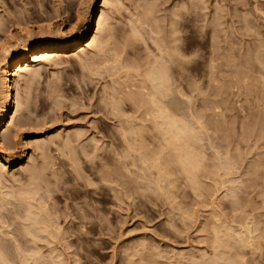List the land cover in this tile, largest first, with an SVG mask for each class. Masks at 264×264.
Returning <instances> with one entry per match:
<instances>
[{"label": "rangeland", "instance_id": "obj_1", "mask_svg": "<svg viewBox=\"0 0 264 264\" xmlns=\"http://www.w3.org/2000/svg\"><path fill=\"white\" fill-rule=\"evenodd\" d=\"M61 1L63 2V0H40V1L37 0L34 4V0H31V1L29 0V2L27 0H0V5H2V9L5 8L3 10V12L6 10V13L4 12V14H3L4 16L2 14H0V15H2L1 17L3 18V21H4V19H9L10 16H12V17L15 16L16 15L15 13L18 11L20 13H18L17 15L22 17L24 14L23 13L24 7L22 6V4L26 3L28 5L30 3L28 6L26 4H24V5L27 6V8H29V9L34 10V7H35L36 9L41 10L42 12L44 11V14L46 13V15L45 16L42 15L43 14L42 12H41V15H42V17L43 16L46 17L48 13H49V15H51V13L54 12V7L56 8L57 4H58V7L60 6ZM64 1H66V0H64ZM67 1L72 2L71 3L72 6L70 5V8L71 7L72 8L69 9V11L72 14L76 13L79 10H80V13L82 14L83 13L82 10H86L87 15L85 13H83L84 15L82 14V16H81L82 20L91 15L90 13H92V9H93L92 3H91L92 0H88V1H91L90 3L87 0H84L85 2H82L83 0H67ZM123 1L125 4L124 3H121V4H124V6L120 5V2H123ZM129 1H127V2H129ZM131 1H133V3L134 2L136 3V1H138V0H136V1L131 0ZM142 1H143V3H142ZM147 1H148V3L144 4V0H141V2H137L136 4L134 3L135 5H133V3L132 4H130V2L127 3L126 0H120V1L116 0V3H118V4L114 3V6H116V5L121 6V9H119L120 10L119 13L117 12L118 14H116V15H115V12H113V11H115V10L117 11V7L115 9L110 8L113 6L112 5L113 2L111 4L112 6H109L106 9V11H108V9H109L110 13H112V12L114 13L112 15L108 11L106 13V15L109 14L112 17H114V15H115L114 18L117 19L116 20V22H118L117 26H116V22L114 23L115 19L113 20V22H112V20H110L111 17H109L110 19H108V20H110V21H108L106 24L111 25V23H109V22H112L116 26V27L114 26L115 30L119 27L115 31L116 34H118V35H116V38H114V40L116 39V43L117 42L120 43V44L117 43L119 45V47L121 45L123 47L122 43L124 41H126V42H124V44L127 43V41H129V40H131V41L133 40L131 42V43H133L135 38H136L135 41L138 42V43L136 42V44H138V45H135V42L133 44H131L130 41H129V43H127L129 45L128 47L130 48L129 49L127 47V49H125V51H124V52L127 51L125 53L127 56L125 54H122V56H118L119 52L117 50H116V52H117L116 55H117V58L123 57V55H125V57H124L125 60H124V58H121V61L122 60L124 61V62L122 61L123 63H126L125 61H127V63H128L129 59H131V61L129 60L130 62H132L135 59L134 61L137 63V64L136 63L135 64L139 68V69H137L138 74L134 70L137 68L136 66H134L135 68L133 69V66L130 64V62H129V64L126 63L127 65L126 64L124 65L121 62V64L124 65V66H122V68L124 67L123 70L125 69V66H127V67L132 66L131 71H129L128 68H127L128 70L127 69L126 70L131 73V78L135 79V77H133V76H136V78H137V76H141L140 75L141 73L139 74L140 71L138 72V70H141V68H142L141 65L145 64L143 59L144 58H145V60H147V58L151 59L154 56L159 58L160 54L158 55V53L165 51L164 46L169 45V44L164 45L163 43L165 41H166L165 43H167V41H169L171 43L173 41V43H175L176 41L175 42H174V40L171 41L170 38L174 37L173 35H175V34H173V32H175L178 29L180 30V32H178V33H180V35L177 34L176 39L178 41V39L181 38L182 41L179 39L180 43H179V41L177 42V43H179L178 45L176 43V45L178 47L173 45V43L172 44L170 43L171 47H169V46H168L169 48L166 47V49H168V52L167 53L163 52L164 53L163 58L161 56V59H162L161 62L162 63L160 64V66L162 65L163 68L162 67L159 68L158 67L159 63H158L157 64L158 66L156 65L158 68H156V69H164V67H165L164 64L167 61H168V63H170L169 60L175 55L173 53L174 55L172 56L170 53L172 45H173L172 50L175 51L176 55L178 53L177 51H180V53H181V54L178 53L179 54L178 58L176 56L177 62L179 60H180L179 63L182 62V60L180 58L181 55H183V57H182L183 61L185 60V58L187 60L191 59L190 60L191 63H189L190 61L187 62V60H186V63L182 62L184 65L180 63L181 64L180 67L177 68L180 71L177 70L178 73L173 74V76L179 75L178 77H176V76L174 77V79L176 78L177 81H176V79L175 80L173 79L174 83H172L171 78L173 76H171V78L169 79V81L171 80V82L170 83H168L169 81L166 82V83L171 84V85L175 84V82H176V84L173 85L174 87L172 86L173 89L171 88V85L168 86L166 83H164V85H167V86L162 87L161 91H162V101L164 103L163 104L164 107L169 106L171 109L176 107L177 112L176 111L173 112L171 109L167 108V111H166V112H168L167 114L175 117V115H178V113H179L178 117L176 116V120H177V118L180 117L179 119L181 121L179 120V122H181V124H180V126L179 125L178 126L181 129H184V131L186 133L185 134V136H186L185 139L187 140L186 143L188 144V141H191V145L195 144L194 145L195 151L197 150L196 151L197 153L195 152V160L197 161L202 156V155L200 156L201 153H203L204 157L206 158V160L204 159V161H202L203 162L202 166H201V164L198 163L199 167L201 166L202 170L201 169H200L201 171L198 170L199 167L197 168V170L199 171L198 173L196 172L197 170H194V169H196L194 167H196L197 163L194 165V167H191V165H190L192 170H190L189 166H187L189 168V172L191 171L190 173H192L193 171L195 173H197V176L193 178V177H191V175L187 171L188 168H186V170L182 168V167L186 166V164L183 163V164H185L184 166L179 164L180 169H181L180 171L183 170L182 173H180V171H178L179 166H177L179 161L178 162L176 161V158H178L176 156H177V153L179 154V152L176 151V148L179 146V148L182 149L185 146V145H183V147H182V144L180 142V141H184L183 140L184 138L177 143L174 139H173L174 141L171 139L170 141H172V142L170 143L167 141V138L163 137L165 140L161 139L160 135L163 136L164 134H160L158 136H157V134H152V133H158V132H156L157 130L154 127L155 132L150 131L151 134L153 136L155 135V137H158L159 141L157 139L156 140L158 142H160V144L163 143V144H161V145H163L162 150H160L161 146H160V148H158L160 151L157 150V146L159 147V144H157L155 142V137L150 135L149 134L150 132L148 130L151 125L152 126H154V125L151 124L150 121H149V123L145 122V124H143L144 120L141 123L140 121L143 119L142 117H144V116H141L142 113L139 112L140 113L139 114L138 111L133 112L134 114L138 113V114L134 115V117L140 115L138 117L142 118V119H139L140 120L139 125H141L142 127L144 125V129L148 128L147 130L149 133L147 132V130L145 131V132H147V135H144L143 139L148 138V139H146V141L145 140H139L140 137H139V139L137 138L135 141L139 140V141H137L138 143L140 141L141 142L143 141V143L146 142V144H147V142H150L147 144L149 146V148L148 149L146 148L147 150L145 148L144 149H145V151H147L146 155L149 154L148 156H150V157H151V155H150L151 153L148 152V150L150 148H151L150 150H153L152 159L157 158L159 156L160 158L159 157L158 158L160 160L162 158V155L163 154L165 155L166 152L168 153L170 151L169 149L172 147V149L174 148L173 152L175 155L173 157V160H175V161L173 162V164H171L173 167L170 164H167V166H166L164 163H163L164 165L161 163L162 164V167H161V166H159V165H161L160 162H159V165L157 164L159 161L158 158H157L158 161L155 164L156 161L151 159L152 160V162H151L149 160L150 157L149 158H148V156L145 157L146 155H144V152L141 151L140 155L137 154V153H139V151L137 150L138 151L137 152L135 150L137 148L138 149L140 148V147H138L137 142L135 143V145H137V146H134L135 148L136 147L137 148L132 149V150H134L133 151L134 153H131V150H130V152L127 151L128 147H133V145H134L133 139L134 138H132V140L127 139L129 141L128 142L129 145H131V146H129L128 143L124 142L126 140L125 138L127 136L125 138L121 137L123 139H121L119 136L123 134L122 136L128 135L129 137H134V136H130L134 133L133 131H129L130 135L124 134V132H126V131L123 130L122 128H124L127 123H129L130 126H132V124L133 125L135 124L137 127V122H134L137 119V117L133 118L134 120L132 119V116H131L132 112L129 111L130 109L128 108V104L131 105V103L130 102L127 103V102L123 101L122 99L124 98V95H126L128 92H130L131 89H132L131 92L134 91L136 81L132 79V82H131V79L129 78L130 74L128 72H126L125 70L124 71L128 74H124L123 71H122L123 73L121 71H119V69H121V66H119L120 63L117 64L118 63L117 61L119 59L116 60V58L111 57L112 58L111 60L114 61L113 59H115L117 63L115 62L116 64L115 63L114 64L116 65V67L118 66L120 68H118V67L116 68L115 66H113L114 65L113 63H111L112 65L109 63V62H112V61H109V59H108L109 56L107 58H105V57H103V59L101 58L102 60L100 61V65L99 64L97 65L98 67H91L94 65L90 64L91 66L88 65L90 68L89 67L87 68L86 63L82 64L85 61L87 62V58L89 57V55L87 56L86 54H91L89 57L90 60L88 59V62H87V64H88L89 61H90V63L92 61L94 62V56H93L92 52L94 53L95 58L97 59V56H100V55L104 56L103 52L104 53L107 52V54L108 53L111 54V52L113 50L108 49V50H111V52L106 51L105 48L102 49V47L104 46V45H102V47L99 46L103 50V51L101 50L102 51L101 52L102 54H101L100 50H99L100 48L98 49L97 48L98 46L97 47L95 46L99 50L100 55H97L98 52H96V48L94 47L95 49L93 51V49H92L93 47H92L91 48L92 50L89 48V50H90V51L88 50L89 52L86 49L87 53L85 51H83L81 53L76 51V53L74 52L75 55L73 53V54L68 55L70 57L64 56L65 58L64 57L59 58L58 60L55 61V64H53V63L49 64L50 62L49 63L45 62V64L41 63L40 65L43 64L41 67L40 66L36 67L37 70L39 69L38 71L41 70L39 73H37L39 77L37 76V74H36V76H34L35 80H34V85H33V91L35 94V98H34L35 109H34V111L31 112L32 114H30V111L28 112V110H26V106L24 104H22V107H20V109L23 111H20V115L17 116L16 122H18V124L21 128H22L21 125H24V124H21V122H26V123L22 129L16 123L15 124L18 127L15 126V124L13 125V127H17V128H15V130H17L15 132L18 134L17 135L18 139H15L16 142L18 141L17 149H16V152H17L16 158L18 156L22 155L23 153H25V155L27 157L24 160H26V161L25 162L23 161L20 164H14V165L5 166V167H4V165H0V188H1L0 190L4 192L3 193L0 191L1 192L0 193V201L2 203L5 202L3 205H2V203L0 205L3 206L2 207L3 210H5L4 208H7V207L9 208V209H6L7 211L5 210L3 212V210L0 207V214L2 213V215H3L5 212H6L5 214H7V217L5 216V214L3 215V217H6V218H5V220L2 219L3 222H1V224L3 223V225L1 226V228H3L5 231L6 230L9 231L7 233V232H4V230H2L0 228L1 229L0 231H3L4 233L8 234V236L5 237V236H3V234H4L3 233V234H1L0 237L2 240L4 238L8 239L9 237H12V238H9L8 241L5 239L7 241V243L9 244V246H8L9 250L11 252L14 250L13 253H10L12 257L9 256L10 254L8 255L12 259H13L14 254L16 253L15 250L20 252V250H22L25 247H28V248L30 247L31 250H33V248L37 247L36 249H34V251L35 250L37 251V249L39 247V249H40V251L38 252L39 254H36V252H35V255L34 254H32V255H34V256L39 255L38 257H41V259H42V257L44 259H46L45 262H43L44 264L47 261L49 262V264H174V262L176 264V262H177L176 259H178L179 257L182 258L181 257L182 253H185V254H183V257L186 256L185 257L186 259H187V256H189L188 258L191 259L190 254L192 253L193 254L192 259H196V261H197L200 258V261L202 263H204V260L207 258V256L209 257V259L207 258L206 260H209V261H210V256L219 257L220 258L219 259L220 264H229L232 260L233 261L235 260L234 262H236V260H238L239 257L242 256L240 258V260L244 259V261L242 260L243 264H244V262H245V264H264V239H260V237L261 238L263 237L260 234L261 231H262V234L264 233L263 232L264 231V96H263L264 94L262 93V91L264 92V87H263L264 86L263 85L264 84V66H263L264 58L262 60L263 64L261 62V58L264 57V55H263V53H260L261 51L264 52V0H201V1H204L205 4L202 7H200L196 13L184 11L185 6L187 4L185 3V6H184L182 3L187 2L189 0H158V1L156 0L157 3L156 2L155 3L157 6L156 5L154 6L153 4H149V1H150V3H152L155 0H147ZM37 2H40V3L43 2L41 4L45 9L42 6H40V3H37ZM53 2L56 4V6L53 4ZM204 2H202V3H204ZM64 3L65 2L61 3V6L64 5V7H66V4H64ZM83 3H85V4H83ZM140 4H142L143 8H145V7L149 8V6H150L151 11L150 10L149 11H150V13L153 12L152 13L153 16L147 12L148 11L147 8H145V10H146L145 14L148 13V15H151V18L153 17L156 20L155 21L154 19H152V21L154 20L155 23L159 22L158 26L163 25L164 28L168 27V28H166L167 30L165 29V31L166 32L168 31V32L167 33L164 32V34H167L168 36L165 35L166 36L165 37L164 35L161 34L164 31V30L162 31L163 28H161L163 26H161V27L159 26V28H158L157 24L156 25L153 24V25H150V27H149L148 25L152 24V23L149 20L148 21L150 23L144 22L147 20L146 19L147 17L150 18L147 14H146L147 15L146 18H143V15H142V17L139 16V15H141V13L140 14L138 13L139 15H137V12L142 10V8H140L139 10L136 8ZM180 4H182L184 6V7H182V9L184 8L183 14L185 13V19H183L180 22V24H182V27H176L175 22H171L176 27L174 30L173 24H172V26H173L172 29H171V26H169L170 21L172 20V18L174 19V17H175V15L172 13L171 14L174 17H171L172 15L170 14V11L171 12L174 11L176 14H178L177 12L182 10ZM52 5H53V7H52ZM80 5H82V7ZM144 5H145V7H144ZM152 5H153V7H152ZM179 5H180L181 10L176 8ZM158 6H159V9L155 8ZM39 7L40 8L42 7V8L39 9ZM173 7H175L178 11ZM151 8H155V9H151ZM0 9H1V7H0ZM76 9H78V10L76 11ZM135 9H137L138 11L135 12ZM160 9L163 11H161ZM1 10H0V13H3V12H1ZM45 10L47 12L48 11L49 12L47 13ZM50 10H51V12H50ZM87 10H88V12H87ZM111 10H112V12H111ZM155 10H157V11H155ZM157 12H159L160 14ZM133 13L136 15V19H133L135 17V15ZM142 13H144V11ZM154 13H156V14H154ZM168 13H169L170 17L168 15ZM132 14L134 15V16H132L133 20L131 19ZM158 14L160 16L161 15L163 16V14H165V17L160 18V16ZM6 15H8L9 17H7ZM68 15H69V12H68ZM109 15H107V16H109ZM156 15L159 16L158 17L159 19L156 17ZM166 15H168V16L166 17ZM137 16L140 17V19H138L139 22L141 21V18L144 19V20L142 19L143 21L140 22L143 25L142 29L144 31L147 29L149 31V29L153 28L152 26H155L156 30L158 29V31H160V30L162 31L160 33L161 35H158V37H157V33H154V35H156V38H155V36L152 34V32H154V31H151L150 32L151 34L147 31L144 33H146V34L149 33L148 36H144L145 34L143 33V37H142V35H140V28H141L140 23L138 22V24H139L138 25L137 21H136ZM44 17L43 18L38 17V18H41L42 21H44L43 20V19H45ZM72 17H74V15ZM156 18L160 21H158ZM165 18L169 21L168 23H167V20ZM169 18H171V19L169 20ZM41 19H38V21ZM73 19L74 18H72V20H68L69 22L68 21L66 22V26H67L66 28H68V26L71 25V23L74 21ZM130 19L132 20V22L136 21V23L130 24V22H131ZM161 19L166 20V21L163 20L164 24H162ZM46 20L47 19H45L44 23L48 22V20L47 21ZM154 21H153V23H154ZM172 21H174V20H172ZM216 21H217V27H215L216 25H214V24H216ZM165 22H166V24H165ZM212 22L214 24L210 25ZM144 23L146 26L144 25ZM48 24L49 23H46L45 25H48ZM125 24L126 25L128 24L129 26H131L130 30H129L128 26L125 28ZM205 24H207V25H205ZM135 26L138 27L139 30ZM104 27H108V26L106 25ZM123 27L126 29V31L123 29ZM144 27H147V29ZM108 29H110V27H108ZM142 29H141V31H143ZM123 30L125 32H122ZM130 31L132 33V34L131 33L130 34L133 36H131L129 34ZM15 32L16 31H14V34L17 35V33H15ZM105 32L107 33V29H106V31L103 30L102 35H105L106 34ZM120 32H122V33H120ZM126 32L129 34V35L126 34L127 36H130L131 38L133 37L134 39H129L130 37H127L126 35H124ZM168 33H170V36ZM123 35H124V38L126 37L129 40L126 38H125L126 40H124V38L119 39V37L122 38L121 36H123ZM149 35H151V36H149ZM171 35H172V37H171ZM18 36L19 35H17L16 38L14 36V38L17 40ZM117 36H119L118 39H117ZM178 36H181V37H178ZM105 37L103 36L100 38H103L104 40L101 39V41H105V43H106L107 40H105ZM160 37L165 38L166 40L164 39V42H163V40ZM107 38L108 37H106V39ZM142 38H144V39H142ZM154 38L157 41H158V39H159V41L161 40L160 41L161 43L163 42L162 45H164V46L162 48L164 50L161 48V46L158 47L159 44L161 45V43L157 44V42H156L157 46L155 45V43L153 41ZM15 39H13V42L15 41ZM109 40H110V38H109ZM119 40L122 42H120ZM110 41L114 42L112 40H110ZM101 43H104V42H101ZM116 43H114V44L116 45ZM115 45H113V43H111L110 48L113 46L112 49H114ZM133 45H135L134 48L131 47ZM105 46H107L106 48H108V43ZM122 47H120V48H122ZM125 47H126V44H125ZM157 47H158V49L160 48L162 51L161 50L159 51L157 49ZM174 47H176L178 49L174 50L175 49ZM131 48H133V49H131ZM115 49H117V48H115ZM116 52H114V53H116ZM82 53H84L85 55ZM127 53H129V55ZM130 53H131V55L133 53V55H132L133 60L131 58ZM169 53H170L171 58L169 57ZM107 54L105 56H107ZM110 54H108V55H110ZM167 54H168V57L170 59L168 57H166ZM258 54L259 55L262 54L263 56L260 57ZM137 55H138V57H141V58H138ZM86 56H87V58H86ZM91 56L93 59L91 58ZM113 56H115V55L113 54ZM134 56H136V58ZM126 57H128V58L130 57V58L128 59ZM259 57H260V59H259ZM85 58H86V60L83 61V59H85ZM257 58H258V61H256ZM138 59H142L143 62L140 60L138 62ZM166 59H167V61H166ZM157 60L159 61V59H156V61ZM174 60H175V58H174ZM174 60H172V61H174ZM97 61L98 62H96V64L99 63L98 59H97ZM105 61L107 62V64L104 65L103 63ZM152 61H151V63L154 64V66H155V63H153ZM212 62L214 65L217 64L218 67H216L217 65H215V66L212 65ZM258 62H260V63H258ZM139 63L141 65H139ZM147 64H149V61ZM83 65H85V67ZM108 65L111 67L113 66L112 68L114 69V71H113V69H112V72L107 71L106 67H108ZM211 65L213 68L214 67L217 68V70H218V68H220L218 71H219V73L220 72H222V73L221 74H218L217 72H216L217 74L213 73V71L215 69L212 70L213 68L211 67ZM144 66L148 68V66L150 67L151 65H147V66L143 65V70H141V72L143 71L146 73V71L148 69L147 68L145 69ZM154 66H151L149 69H151ZM167 66H168V64H167ZM108 68H109V70H111L110 67H108ZM183 68H186V69L188 68L189 70L188 69L186 70ZM115 69L118 70L119 72H121L123 75L129 76V77H127V76L124 77L126 79L125 80L126 82H128V79H129L130 84H132V83L134 84V87L132 86V88H130V86H131L130 84L125 85L127 88L129 86V91H128V89H124V90L120 89L122 94H123V96H120L122 94H120L121 92L119 93L120 99L123 101L124 105L127 106L126 107L123 105L124 108L120 107V106L117 107V106L113 105L115 97L117 99L119 97V96H117L118 94H116L114 92V91H116L114 88L117 87L115 85H118L117 84L118 80L115 81L114 79H117L121 75V73H118V74H120L119 76L118 75L114 76L115 74L112 75V73H116ZM165 69L168 71L167 68H165ZM181 69H183V70H181ZM151 70L153 71L154 69L152 68ZM237 71H239L238 74H236ZM149 72H151V71L149 70ZM170 72H172V71L170 70ZM170 72H169V74L172 75V73H170ZM179 72H180V74H179ZM240 72H242L243 74L242 73L240 74ZM26 73H27V71L26 72L24 71L21 73L22 75L20 74V77L23 76V79H24L23 81L21 80L22 78L20 79V77H18V79H20L19 80L20 83H22V85H23V86L20 85L23 88L21 90V95H22L23 99L25 97L24 96V94H25L24 93V89H25L24 88L25 87L24 81L26 78H28V74H26ZM133 74H135V75H133ZM142 74H144V73H142ZM235 74H236V77H235ZM239 74H240V76H239ZM123 75L118 78L119 80H121V83H122ZM146 75H147V73H146ZM237 76H239V77H237ZM143 77L144 76L142 75L141 79H144L143 82L146 83L145 81L147 80V78L145 77L146 78L145 79ZM243 77H245L244 84L241 83L243 81L242 80ZM261 77H262V79H261ZM137 79L136 80L138 82V85L141 86L139 84L140 78H137ZM258 79L261 81H259ZM111 80H114V81L111 82ZM252 80H253V82H252ZM147 81H149V80H147ZM214 81H215V83H214ZM123 82H124V79H123ZM126 82H124L122 84H125ZM109 83L111 86L109 85ZM148 83H147V85L150 86V83L149 84ZM113 84H115V85H113ZM105 85L108 86V88L112 91L113 94L111 93V95H109L110 90H108V88H106L107 86H105ZM119 85H120V82H119ZM237 85H239V86H237ZM249 85H251V86H249ZM112 86H114V87H112ZM177 86H179V89H177V92L179 90L178 93L180 95H177V97H176L175 94L177 92L175 93L173 90H174V88H178ZM103 87H105L106 89L105 88L103 89ZM111 87H112V89H111ZM126 87H122V88H126ZM118 88H119V86H118ZM118 88H116V89H118ZM166 88H168V89H166ZM137 89H138V86H137L136 90ZM118 90L116 92L120 91V90L119 91ZM138 90L140 91V89H138ZM245 90H246V92H245ZM105 91L106 92L109 91V92L106 93ZM124 91H125V93H124ZM126 91H128V92H126ZM22 92H23V94H22ZM104 92L107 95H105ZM103 95H105L104 96L105 98L104 97L103 98L106 100L108 98V95L110 97L109 99H113V100H111V102L113 101V103H110L107 101L106 102L107 105L112 104V106H114V108L115 107H117L118 109L120 108L121 111L123 109H125V112L124 111H122V112H124L126 115H130V118L132 119V122H131L132 124L130 122L126 121L128 119V117L125 118L124 113H121V116L124 117L126 120L124 118L123 119L120 118L121 120L117 119L116 118L117 116L115 115V114H117V112L115 110L117 108L114 109L112 107V109H114L113 111L111 108H108L109 109L108 110L107 107H109L110 105L109 106L105 105L106 103H104V100L101 99ZM113 95H116V96H113ZM176 100H178V102ZM209 100H210V102H209ZM119 101H117V102H119ZM206 101L209 103H207ZM211 101H213L215 103V106L218 104L220 110H218V108H214V103H211ZM22 102H24V100ZM210 103L213 105L212 109H214V111H216V114L213 113L214 112L213 110H208V112H207V108H208L207 105H209ZM122 104H120V105H122ZM205 105L207 106L206 110H204ZM212 105H210V106L212 107ZM24 106H25V109H23ZM105 106H107V107L105 108ZM179 106H181V108H180L181 110L179 109ZM129 107L132 108L133 105L129 106ZM211 107L208 109H211ZM216 107H218V106H216ZM127 109H129V110H127ZM132 109H134V107ZM114 111H115V114H114ZM132 111H134V110H132ZM205 111H206L207 115H209V118H207L208 116H205L206 119H204V120L206 122H208L207 120L210 119L211 117L212 118L210 120L212 121V119L215 118L216 115H218V117L220 116L218 118V120L220 119L219 121L223 122V123H221L222 124L221 130L223 129L224 133L220 132V128H218L219 126H217V125H219V124H217V121H216L215 125L218 129L215 128L216 130H214V128H213V127H215L214 125L212 127L213 123H210L211 125L208 128L209 130L207 128H205V129L203 128L204 130L207 129L208 130L207 132H205L204 130L201 131V128H198V127H200L199 126L200 124L196 125L197 123L194 121H197V119L196 120L194 119V121H193L192 118L194 116H196L197 118H198V116L200 117V115L204 116V114H206ZM209 111H211L210 113H213V115H211L209 113ZM217 111H219V112H217ZM187 112H188V114H187ZM202 113H204V114H202ZM119 114H118V116H119ZM189 115H191L192 117ZM33 119H35V122H37V123H35ZM200 119L201 118H198L199 121H200ZM123 120L126 121L127 123H125ZM204 120H203V122H204ZM210 120H209V122H211ZM29 121H30V123H29ZM115 121H117V122H115ZM120 121H123V123H125V125H121L123 123H119ZM128 121H131V120H128ZM248 122L254 123V125H253V123L252 124L249 123L250 126L252 125L253 130H252V127H250V126H248V127H250V129L248 128L249 130L246 128V126L248 125ZM31 123H33V124H31ZM192 123H194V124L196 123V124L194 125ZM224 123H226V124L224 125ZM27 124L28 125L31 124V125L27 126ZM147 124H148V127L145 128V126H147ZM149 124H151V125H149ZM207 124H209V123H207ZM221 124H220V126H221ZM244 124H246V125L244 126ZM119 125H121V126H119ZM204 125H205V123H204ZM152 126L150 127L151 129L153 128ZM13 127L11 125L8 128L10 130V131L8 130V133H7V135L9 134L8 135L9 137H13V135H16ZM133 127L134 126H132L131 128H133ZM10 128L13 129L12 132H11ZM18 128H20L21 130ZM126 128L127 127H125L124 129H126ZM138 128H136L137 130H135V129H133V130H135V132L137 131L139 133V132H141L142 128L140 126ZM130 129H128V130H130ZM246 129H247V131H246ZM250 130H252V132ZM200 131L201 132L204 131L203 134L201 133L204 136V140H203L202 135L199 134ZM244 131H245V134L243 133ZM115 132H119L120 135H119V133H115ZM131 132H133V133L131 134ZM137 132H136V134H137ZM246 132H247L248 136L246 135ZM248 132L249 133L251 132V133L249 134ZM11 133H12V136H10ZM111 133H113V135H114V136H112V140L109 138L112 135ZM221 133H223V134H221ZM62 134L63 135L65 134V135L63 136ZM66 134H69L70 136L71 135L72 136L68 137V135H67V137H66ZM116 134H117V137H119V138L116 137L113 140V138L116 136ZM136 134L134 133L133 135H136ZM143 134L144 133H142L140 135L143 136ZM224 134L226 135V138L224 136H222ZM243 134L246 136L243 137L244 136ZM52 135L54 136V138L51 137ZM148 135L151 137H149ZM57 136H59V138ZM62 137H64L63 140H62ZM187 137H189V138H187ZM223 137H224V139L221 140V138H223ZM31 138L32 139L40 138L39 141L37 140L40 143L43 141L42 139H44V141L46 143H48L47 144L48 146H52V148L51 147L49 148L50 152L48 153L49 155L51 153V155H50L51 157H49V155L47 153L45 154L46 149L43 150L42 147L41 148L39 147V149H36L35 147H37L36 146L37 141L35 142L36 139H34L32 141ZM66 138L71 139L69 142L70 144H68L69 139L66 140ZM169 138L170 137H168V139ZM147 140H149V141H147ZM224 140H226V141H224ZM44 141L42 143H45ZM130 141H132L131 144H130ZM164 141L168 142L169 144L166 146L167 143L164 144ZM29 142L31 144L33 142H35V143H34V145L33 144L30 145ZM64 142H66L69 146L71 145V142H72V144L74 143L73 146H74V148L76 147V149L75 150L73 149V152L75 153L74 155L77 156V158H76L77 163L80 164V169H81V170L79 169L80 173H78V171H76L77 172L76 173L75 171H73L74 169H72L73 167H75V165L70 160L72 158V155H71V158H69L70 156L67 157V155H66L67 149H65V148H66L67 144L65 143L64 149L62 146H59V145H62V143L64 144ZM140 143H139V145H142V143L141 144ZM175 143H176V146H173L172 144H175ZM96 146H97V148H99V150H95ZM148 146H146V147H148ZM70 147H72V146H70ZM144 147H145V145H144ZM163 147H165L164 150H163ZM141 148H143V147H141ZM141 148H140V150H141ZM40 149H41V151L43 150V152H41ZM70 149L72 151V148H70ZM154 149L156 151H154ZM199 149L201 150V152L199 151ZM68 151H70V150H68ZM68 151H67V154H69ZM96 151H97V153H93ZM124 151H126V153ZM191 151L194 154V150H191ZM135 152H137V153H135ZM173 152L171 151L170 153H173ZM141 153H143V154H141ZM161 153H162V155H161ZM40 154H42L43 156L45 154L47 158L49 157L50 162H52L53 160H54L53 163L56 162L55 168H54V169H56L55 170L56 172L58 171L59 166H63V168L60 167L61 169H59V172L63 173L64 178L62 179L63 176H61L59 172H57V173L61 177L60 176H57V177L58 178L60 177L62 179L61 181L64 180L65 182L60 183L61 182L60 181L59 183H57L58 185L56 184V186H54L56 183L55 181L60 180V178L59 179L57 178L58 180H56V179L52 180L51 179L52 177L50 175L51 170H49V172L46 171L47 176H50V177L48 178L45 175V178L46 179L48 178L49 181L51 179L52 182L53 181L55 182V183L53 182L50 184L48 183L49 188L52 190H55L56 193L54 192L55 194L54 193H52L53 195L51 194L52 199L50 197L51 201L48 200L47 204H46V202L44 203V201L47 200V199L45 200V198H44V201L42 202L41 200L43 198L41 197L42 199L40 200V196H41V194L45 193L44 190L46 189V188H44V190H43V188H42V187H46V185L43 182L41 184V186L43 185L41 187L42 190L40 188L41 193L37 197V200L39 199L38 202L44 203L42 205V206H44L43 207L44 209L46 208V206H47V208H49L48 210L46 209L47 211L52 210L51 206H53V207L55 206L53 208V210L55 209L56 211L52 210L51 212L49 211V213L56 212V215L58 218L55 216V213H52V215H51L48 212H46V210H44V211H45V213H48L49 215H51V217L54 216L55 218L58 219V220L57 219H55V220L58 221V223H59L58 227L60 228V230L62 229V231H60L57 228L58 224L56 225V221L50 219L49 215H47V214L45 215L44 213H42V215L43 214L45 215V217L43 216L44 218L42 217L43 220L47 219L46 216H48L49 221L47 220L48 221V223H47V221L45 220L46 221L45 223L50 224V222H52L50 225L51 226L53 225L52 226L53 229L57 228L60 231V233L57 231V229L53 230V233L50 232L52 229L49 227L50 228L49 231H45V232L43 231V233L45 235L42 233V231H40L43 235L40 234V236H39V234H38L39 230H37V228H35L33 230L30 228L34 232L31 235L30 232H27V230H28L27 226H25L27 228L26 231H25V228L23 230L22 227H19V226H24V224L26 223V220L29 219V216H31L30 217L31 218L30 225H32L34 222V219H32L34 217V215H33L34 213L31 212L32 215L31 214L28 215L30 213V211L28 210L29 206H28L27 202L25 203V205L27 204L28 208L27 207L25 208V205L23 206V204L21 205L19 203L21 205V206H19L18 202H16V201H18L17 195L19 193H21L24 189H26L30 184V181L29 182L27 181L28 183H26V184L28 186L24 185L25 181H26L25 179L29 178V177L24 176V175L25 174L27 175V172L30 168L33 169V166L30 164V162L35 161L37 163L35 164V162H33L32 164H34L35 166H39V167L43 166L44 159H41V157H43V156H41ZM94 154H97L98 156L96 155L97 157L93 158V157H95ZM135 154H137V156L139 155V156H142L144 158H147L146 163L148 165L147 164H146L147 166L143 165L144 166L143 167L141 160H144V158L141 157L142 159L138 161L136 159L137 156ZM227 154L230 155L231 157L227 156L229 158H227V157L225 158V156ZM125 155L127 158L125 157ZM196 155H199L198 159H196ZM76 156H74V158ZM170 156H171V154H170ZM170 156L165 155V157L163 156V159L166 157L171 158L172 156L171 157ZM46 157L44 156V158L47 160V162L46 161L45 162L49 163L48 162L49 159H47ZM91 157L93 158V161H91V159H92ZM131 157H133V158H131ZM204 157H202V158H204ZM221 157L225 158V159H223L225 161H222ZM167 158L165 159V161H167ZM202 158H200V159L202 160ZM213 158L215 161L213 160ZM200 159L198 162H200ZM226 160H228V162ZM153 161H154V165H152ZM74 162H76V161H74ZM144 162H145V160H144ZM149 162H151V163H149ZM161 162H163V161H161ZM169 162H171V161H168V163ZM176 162H177V164L175 167H176L177 171L175 170V167H174ZM231 162H233V163L236 162V165H234ZM229 163H231V165H233L234 167L232 166V168H231V165H229ZM28 164H30L29 167H28ZM37 164H39V165H37ZM71 164L74 166H72ZM102 164L104 167L102 166ZM143 164H145V163H143ZM206 164L212 165V166L215 165L214 167L216 169L212 166H210V168H208L209 167L208 166L207 168L208 169L213 168V171H214V169L217 170V171H214L217 173L216 175L218 177L215 175L217 179L215 178L214 173L212 175V173L209 172V171L212 172V169L208 170V172H209L208 173L207 168H206L205 169L206 172H205L204 166H206ZM216 164L219 165V167L221 168L220 170L217 169L218 166L216 167ZM70 165H71V167H70ZM156 165L159 167H157ZM187 165H189V164L187 163ZM35 166H34V168H36ZM53 166H54V164L51 165L52 168H53ZM76 166H78V165L76 164ZM129 166H131V167H129ZM169 166L172 167V168L170 167L171 170L169 169ZM26 167H28L29 169ZM97 167H98V170H97ZM101 167H103V168H101ZM154 167H156V168L161 167V168H164L165 170L167 168V170H170L167 172L169 173V175L172 172V176H167L169 178H167L165 176L166 179H164V178H162L164 175V174L162 175L163 169L160 168L161 169V170L159 169L160 172L159 171L157 172L156 171L157 169L155 170ZM177 167H178V169H177ZM26 169H28V170H26ZM173 169L176 172H174ZM22 170L24 172L26 170L27 172L24 173ZM75 170H78V169L75 168ZM184 170L186 173L184 172ZM30 172H31V170H30ZM30 172H28V176H29ZM104 172H105V174H104ZM194 172L192 174L193 176H195ZM204 172L208 173V175L211 174L212 177L214 176V179L210 175L206 177ZM157 173H158V175L160 173V175H162V176L160 178H158L160 175L157 177L156 176ZM168 173H166V175ZM173 173H174V175L176 173L175 176H177L178 174L179 175L182 174L181 175L182 177L179 175H178V177H175L173 175ZM79 174L80 175L82 174V176L79 177L78 176ZM186 174H188L187 176H190L189 178H192V179L196 178L195 183L196 184L201 183L200 184L201 186L198 185L199 186L198 187L194 182H192L193 180H191L189 182L188 181V180H190L189 178H188V180L185 179L184 175H186ZM104 175H106V176L109 175L111 177V179H109L110 177L107 178L105 176L106 180H104ZM173 176L175 177V179L176 178L177 179L175 181L174 180L168 181V180H170V177L174 179ZM53 178H55V177H53ZM156 178H158V180L162 179L161 180L162 183L164 180H166V182L163 185L160 183L161 181L159 180V182H158V180H156ZM20 179H21V181L24 180V183H22L23 184L22 187L25 186L24 189L19 186L20 184L16 183L17 182L16 180L19 181ZM107 179L112 181V182H107L108 181ZM197 179H198V181H200L199 183H197ZM155 180L158 182V185L160 183V185L162 187L167 186V183H169L170 187H171L169 189L172 191V194L165 195L164 193H168L167 190L164 189L166 192L163 190H159L161 188V186L159 185L160 187H157V185H156L157 183ZM186 180L189 182V184L187 183ZM215 180H219V181H215ZM14 182L16 183V185H14L15 184ZM170 182H172L173 186L171 185ZM174 182H176V183H174ZM12 183H13L12 186H14L13 188L17 187L16 189H14V192L16 191L17 194L10 196L9 192H10V194H12L13 189L10 191L8 189L10 188L9 186H11ZM190 183H192L191 186L192 187L194 186V188L190 187ZM51 184H54V185H51ZM58 186H61L59 188H62V187H64V188L63 189H57ZM202 186H208L209 191H206L205 189L203 190ZM7 187H9V188H7ZM195 188H196V190L199 188L200 189L196 191V190H194ZM21 189H23V190H21ZM201 189H202V191H205V193L200 191ZM20 190H21V192H20ZM63 190L65 193L63 192ZM199 192H202V194ZM5 193H6V195H5ZM7 193H8V195H7ZM44 195L46 196V194H44ZM53 196L55 199H53ZM4 197L6 199L8 198L7 199L8 202L4 201V200H6ZM9 199L12 202L15 201L14 202L15 205H13L12 202H11L12 204H10ZM85 201H87V203L89 202L88 203L89 207H87L88 210H87L86 206L83 207L81 205V203L83 205L87 204ZM49 202H50V204H49ZM6 203H9L11 206H9L8 204L6 205ZM16 203L18 204L17 208L20 209L23 207V209L25 208V210L27 209V211H29V212L24 210V213L26 212V214H24L22 211L23 209H20L22 212L19 209H17L16 210L17 212H16L14 210V209H16V207L14 208V206H17ZM31 204L36 205L37 203L33 201ZM40 204L38 203L37 205L40 206ZM51 204H53V205H51ZM4 205L7 207H5ZM49 205H51V206L49 207ZM73 205H75L74 206V207H76L75 209H73L74 208V207H72ZM94 205H96V208H98L99 211H98V209H96L94 207L95 212H92L93 213L92 215H94V216H91L92 218H90V215L88 216V214H90L89 208L90 207L93 208ZM81 206L83 207V209L86 208V211L82 210ZM71 208H72V210H71ZM70 210H71V212H70ZM94 210L91 209L90 211H94ZM96 210H97V212H96ZM33 211H34V209H33ZM72 212H73V214L75 212L73 217L70 216L72 214ZM76 212H78V214H76ZM80 212H81V214H80ZM84 213H85V215L87 214L86 215L87 218H85L86 220L88 219L87 222H85V219L82 222L81 218H79V217H81L80 215H82ZM8 214L10 216H8ZM2 215H0V221H1ZM77 215H79V217H74ZM14 216H15V218H14ZM17 216L20 219H17L18 218ZM247 216L248 217L251 216V219H253L252 217H254V219H253L254 221L251 220L250 218H248ZM54 217H53V219H54ZM244 217H246V220H248V221H246V223L244 222L245 226L248 222L246 228H251L250 226L252 225V222H253L252 226H254V224L257 223V221L260 223V225L257 223L258 226H257V224H255L254 228L252 227L254 230L251 228V230H253V233H256L257 235L252 233V235L250 236V238L253 240V242H254V239L257 240L254 242V245H255V243L256 244L259 243L260 246L255 245V247L251 246L250 249H248L249 247L248 248H245V247L250 246V245H247L246 243L242 242L241 245H243V244L245 245V247H243L242 250L240 249L242 246L239 245V249L233 248L232 251L231 250L229 251V249L226 245L227 244L231 245V246L233 245L232 241L230 243H228L227 242L228 238L227 239L225 238L229 233L231 234L232 231H233V233H234V231H236L235 232L236 235L237 234L239 235V233H240L242 235V238H243V236L244 237L248 236L247 234H245V235L243 234V233H246V229L243 231V228H242V227H245V226H243L244 224L242 225V227L240 224L241 223L240 220L242 222H243V219L245 220ZM24 218H28V219H24ZM74 218H77L79 220V222ZM110 218H112V220ZM40 219L37 218V221H39L41 223L39 225V227L41 226L40 228H42V223L44 221H42V219L40 221ZM20 220H25V221H20ZM108 220H111V221L109 222ZM28 221H27V224H28ZM5 222H6V225H4ZM77 222H78V224H80V222L82 224L85 222V225H86V223L88 224V222H89L90 223L89 229L91 231L94 230V232H92L93 236H92V234L91 235L90 234L85 235L86 233L82 234L81 231L85 232L86 231L85 228L86 227L88 228V225L85 228H83L85 225H83V227H82V226H80L81 224L79 226H80V228L82 227L83 230H81V229L79 230L81 233L80 236H75L74 233H75V230L77 229L76 227H79L78 225L75 227ZM20 223H21V225H19ZM53 223L56 225L55 227H54ZM27 224H25V225H27ZM222 224L228 225V226L225 225L227 227V230L230 227L233 230L231 231V229H230L226 233V232H224V229H226V227L223 228L222 226H221L222 228L220 227L221 229L218 228L220 230V232L216 231L218 229H216V230L213 229L215 226H217V225L220 226ZM28 226H29V224H28ZM47 226H49V225H47ZM72 226H74V229H72L73 228ZM234 226L236 228H237V226H239L242 230L240 229V231H238L239 227L236 230V228ZM256 226H257V228H256ZM44 227H45V224H44ZM217 227H215V228H217ZM18 228H21V230L24 232H19L20 230L18 231L17 230ZM32 228H34V225H32ZM40 228H38V229H40ZM258 228H260L259 229L260 231L258 230ZM30 229H29V231H30ZM89 229H87V230H89ZM15 230L17 232H15L16 235L14 236L13 233ZM96 230H99L100 233L103 232L105 234L102 233V234H99L98 237H95L98 235V233H96L98 231H96ZM214 230L216 231V233L214 232ZM10 231H13V232H10ZM54 231L58 232V234L56 233L58 236H59V234H62L64 231L65 237H63V238H65V239H63L60 236V238L58 237L59 240L53 239V240H55V241H53L51 238V240L49 241L48 238L53 237L52 235L54 234ZM72 231L74 233H72ZM89 231H86V232L88 233ZM237 231L239 233H237ZM25 232H27L26 234L29 233L28 234L29 237L25 236V234H24ZM48 232H50L49 234H51V233L52 234L49 235ZM221 232L223 233L222 236L220 235ZM9 233L10 234L12 233L11 234L12 236H10ZM76 233H78L77 230H76ZM94 233H96V234H94ZM233 233L231 234V236L233 235ZM258 233L260 235H258ZM213 234H214V237H213ZM230 234L228 236H230ZM30 235L33 238L32 240H34L36 238L39 240L44 238V240L39 241L36 239L37 241L36 240L32 241L33 242L32 243ZM57 235L55 238H57ZM17 236L19 238H17ZM47 236H49V237L45 238ZM217 236L218 237L220 236L219 239L221 238L220 240H222L224 243L219 247L217 246V244L213 243L215 245H214V247H212L213 245L211 243L214 242L216 238H218ZM235 236L233 238H235ZM257 237L259 239H257ZM61 238H62V241H61ZM233 238L229 237V241L234 240ZM11 239H13L15 242L17 241V243H18V244H14V246L15 245L19 246V244H21V246L19 248H17V246L14 247ZM244 240L246 241L245 238H244ZM258 240H259V242H258ZM6 241H4V242L6 243ZM237 241L238 240H236V242L235 241L234 242L238 246V243L240 244V242H237ZM7 243H6V245H8ZM235 243H234V247H235ZM2 244H4L3 241L0 243V245L2 246ZM10 244H12L13 247L10 246ZM6 245L4 244L3 248H1V249L6 250V247H7ZM4 246H6V247H4ZM231 246L229 247L230 249L233 247V246L232 247ZM216 247L218 250H220L217 254L215 252L217 250ZM252 247H254V249ZM53 248H55V249L57 248V249L56 250L54 249V251H52ZM251 248H252V251H251ZM49 249H51V250H49ZM234 249H238V250H240V252H238V250H236V252H235ZM3 250H2L3 255H0V258H2L3 261L5 260L4 263H6V264H8V263L14 264V261H15L14 259H13L14 261L12 262L11 260L8 259L9 258L8 256L6 257V254L9 253V250H6L5 252ZM31 250H28V251L30 253H32ZM25 251H26V249H25ZM49 251H52V252H49ZM253 251L255 253H252ZM4 253H6V254H4ZM21 253L23 255L28 254L27 251L24 253L21 251ZM212 253H214V254H212ZM179 254H180L179 257L176 256ZM237 254H239V257L237 256ZM28 255H26L24 257H27ZM32 255L30 254L27 259H29V257H31ZM201 255H202V258H201ZM203 255H207V256H203ZM17 256H18V260L15 261V264H18V262L21 260V259L19 260V255H17V253H16V257ZM21 257H23V256L21 255L20 258ZM204 257H206V258H204ZM32 258H33V256H32ZM213 258L214 257H212V259ZM24 260H26V258ZM180 260H181L180 262L178 260L179 263L177 262V264H185L183 262V258ZM22 261H23V259H22ZM22 261H20V263ZM184 261H186V260H184ZM187 261H186L187 264H189V263L191 264V262H193L192 260H190L191 262H189L188 259H187ZM196 261H194V263ZM27 262H29L28 264H30V261H27ZM27 262H26V264H27ZM38 262H35V263H38ZM237 262H236V264H238L240 261L238 263ZM33 263H34V261L32 259L31 264H33ZM41 263H42V261H40V264ZM23 264H25V263L23 262ZM46 264H48V263H46ZM232 264H234V263H232ZM241 264H242V262H241Z\"/></svg>", "mask_w": 264, "mask_h": 264}, {"label": "bare ground", "instance_id": "obj_2", "mask_svg": "<svg viewBox=\"0 0 264 264\" xmlns=\"http://www.w3.org/2000/svg\"><path fill=\"white\" fill-rule=\"evenodd\" d=\"M27 1L29 2V0H27ZM30 1H31V0H30ZM36 1H37V0H34V4H35ZM38 1H40V0H38ZM87 1H88V0H87ZM113 1H114V0H113ZM113 1H112V0H92V2H91V1H88L89 3H90V2L92 3V7H93V9H92V13H90L91 15H90L89 17H86V18H84L83 20H82L81 16H82L83 13L86 14V10H82L83 13L81 14V13H80V10L77 11L78 9H76L77 12L74 13V14H72V13L69 11V9L72 8V7L70 8V5H71L72 2L67 1V0H66V1L63 0V2H65L64 4H66V7H64V5L61 6V3H63V2L61 1L59 7H58V4H57V7H56L57 9L54 7V12L51 13V15H49V13H48L49 11L47 12V11L45 10V11L48 13L46 17H44V16L46 15V13L44 14V11L42 12L41 10H38V9H36L35 7H34V10H33V9H29V8H27V6H28L30 3H29L28 5H27L26 3H24V4H26L27 6H25L24 4H22V6L24 7V12L22 11V12L24 13L23 16H22V17L18 16L17 14L20 13V12L18 11V12L15 13L17 16L15 15V16H13V17H12V16L9 17L8 15H6L7 17H9V19H4L5 22L3 21V18H2L1 16L4 14V12L6 13V10L3 12V10H4L5 8L2 9V5H0V7H1V9H2V10H1V9H0V10H1V12H3V13H0V14H2V15H0V165H4V167H5V166H11V165H14V164H20V163H22L23 161H24V162L26 161V160H24V159L27 157V156L25 155V153H23L22 155H20V156H18V157L16 158V153H17V152H16V149H17V143H18V141L16 142L15 139H18V138H17V137H18V136H17L18 134L15 132V131H17V130H15V128H17V127L19 126L18 122H16V118H17L18 115H20V111H23V110L20 109V107H22V104H24V105L26 106V110H28V112L30 111V114H32L31 112L34 111V109H35V103H34L35 94H34V91H33V85H34V80H35V79H34V78H35L34 76H36V74L39 73V72L41 71V70L38 71L39 69L37 70L36 67H38V66L41 67L43 64H42V65H40V64H41V63H44V64H45V62H48V63L50 62L49 64H51V63L55 64V61L58 60L59 58H63L64 56H68V55H70V54H73L74 52L76 53V51H78V52H80V53L83 52V51L86 52V49H87V51H88L89 48L91 49L92 47H93L92 49H93V51H94V49H95L97 46H98V47H97L98 49L100 48V49H99V50H100V53L103 51L102 49H104V48L106 49V51H110V52H111V50H113V51H112L113 53L111 52L112 55H111L110 53H108V54H110V55H108L107 52L105 51L106 53L103 52L104 56H102V55H100L99 50L96 48V52L99 53V54L97 53V55H100V56H97V55H96V56H97V59L99 60V63L96 64V62H98V61H97V59L95 58L94 53L91 51L92 54H93V56H94V62H95V63H94L93 61L90 63V61H89V63L87 64L88 59L90 60L89 57H90L91 54H86L87 56L89 55V57L87 58V56H86V58H87V62L85 61V62L82 63V64H85V63H86L87 68H88L89 66H91V65H94V66H91V67H98L97 65H98V64L100 65V61L103 59V57L107 58L108 56H109V58H108L109 61H112V60H111L112 58H116V60L119 59V60L117 61L118 63L116 62L115 59H113L114 61L109 62L110 64H111V63L114 64L115 62H116L117 64H119V63L121 64V62L123 61V60L121 61V58H124L125 55H126L125 53L127 52V51H126V52H124V51H125V49H127V47L129 46L127 43H129V41H130V43H131L133 40L131 41V40H129V39H134V38H133V37L131 38L130 36H127V35H129V34L131 33V31L129 32V34L126 32L124 35L127 34L126 36H127V37H130V38L128 39V38L125 37V38L128 39L129 41H127V43H125V44H126V47H125V44H124V42H126V41H124V42L122 43V44H123V47H122V45L120 46V47H122V48H120L119 45L117 44V43H119V42L116 43V39L114 40V38H116V35H118V34H116L115 31L119 28V27H118L116 30L114 29V28L117 26V24H118V22H116L117 19H115L114 17H115L116 14L119 13V11H120L119 9H121V6H120V5L124 6L125 3H124V1H123V2H120V5H118V6L116 5V6H114V3H116V0H115L114 2H113ZM117 1H120V0H117ZM127 1H129V0H126V2H127ZM130 1H131V0H130ZM130 1H129V2H130ZM134 1H136V0H134ZM146 1H147V0H144V4H145V3H148V1H147V2H146ZM157 1H158V0H157ZM157 1L155 0V1L152 2V3H150V1H149V4H153V5L155 6L156 3H157ZM54 2H55V1H54ZM54 2H53V4L56 6V4H55ZM56 2H57V1H56ZM82 2H85V1L83 0ZM112 2H113V4H112ZM129 2H127V3H129ZM137 2H141V0H140V1H139V0L136 1V3H137ZM155 2H156V3H155ZM202 2H204V1H201V0H189V1H187V2L182 3L184 6H185V3L187 4V5L185 6V10H184V8L182 9V7H184L182 4H180L182 10L180 9V5H179L178 7H176V8H178L179 10H181L182 12L179 11L180 13L177 12L178 14H176L174 11H172V12L170 11V14L172 13V14L175 15V17H174V16L171 14V15H172L171 17H174V19L172 18V20H174V21H172V20L170 21V25H169V26H171V29L173 28V26H172L173 23H171V22H175L176 27H182V24H180V22H181L183 19H185V13L183 14V10H184V11H187V12H193V13H196V12L198 11V9H199L200 7H202V6L205 4V2H204V3H202ZM22 3H23V2H22ZM37 3H40V2H37ZM41 3H43V2H41ZM41 3H40V6H42ZM57 3H58V2H57ZM86 3H87V2H86ZM89 3H88V4H89ZM121 3H124V4H121ZM127 3H126V4H127ZM132 3H133V1L130 2V4H132ZM134 3H135V2H134ZM134 3H133V5L136 4V3H135V4H134ZM142 3H143V1H142ZM81 4H82V3H81ZM83 4H85V3H83ZM111 4H112L113 6H112ZM116 4H118V3H116ZM138 4H139V3H138ZM153 5H152V7H153ZM50 6H51V5H50ZM71 6H72V5H71ZM80 6L82 7V5H80ZM83 6H84V5H83ZM109 6H112V7H110L111 9H112V8L115 9V8L117 7V11H116V10L113 11V12H115L114 17L110 16L109 14H107V15H109V16L106 15V13L109 11V9H108V11H106V9H107ZM140 6H141V7H140ZM146 6H147V5H146ZM156 6H157V5H156ZM42 7H43V6H42ZM42 7H41V8H42ZM52 7H53V5H52ZM52 7H51V8H52ZM119 7H120V8H119ZM138 7H139V8H138ZM138 7H136L138 10H139L140 8H142V10H140L139 12H137V15H139V14L141 13V15H139V16L142 17V15H143V18H146L147 15H148V13H149V14H151V15L153 16V14H152L153 12L150 13V11H151V10H150V6H149V8H147V7H145V5H144V7L148 9V11H147L148 13H146L147 15L145 14L146 10H145V8L142 7V4H140ZM41 8L39 7V9H41ZM43 8H44V7H43ZM78 8H79V7H78ZM88 8H89V7H88ZM155 8H158V9H159V6H158V7H155ZM155 8H151V9H155ZM173 8H175V7H173ZM176 8H175V9H176ZM203 8H204V7H203ZM203 8H202V9H203ZM44 9H45V8H44ZM79 9H80V8H79ZM114 9H113V10H114ZM132 9H133V8H132ZM137 9H135V12L138 11ZM143 9H144V10H143ZM47 10H48V9H47ZM52 10H53V9H52ZM73 10H74V9H73ZM149 10H150V11H149ZM160 10H161V9H160ZM176 10H177V9H176ZM71 11H72V10H71ZM74 11H75V10H74ZM141 11H142V12L144 11V13H142ZM155 11H157V10H155ZM161 11H163V10H161ZM161 11H160V12H161ZM177 11H178V10H177ZM41 12L43 13L42 15H44L43 17H44L45 19L48 20V22H46V23H49L48 25H45V24H46V23H44V22H45V19H43L44 21H42L41 18H43V17H42V15H41ZM50 12H51V10H50ZM68 12H69V15H68ZM72 12H73V11H72ZM87 12H88V10H87ZM111 12H112V10H111ZM113 12L110 13V11H109V13L112 14V15L114 14ZM117 12H118V13H117ZM135 12H134V13H135ZM134 13H133V14H134ZM138 13H139V14H138ZM157 13H159V12H157ZM7 14H8V13H7ZM133 14L131 15V19L133 18L132 16L135 15V14H134V15H133ZM154 14H156V13H154ZM159 14H160V13H159ZM159 14H158V15H159ZM21 15H22V14H21ZM73 15H74V17H72ZM83 15H84V14H83ZM86 15H87V14H86ZM145 15H146V16H145ZM151 15H148L150 18L147 17V18H146L147 20L145 19L146 21H144V22L147 23V22L150 21L152 24H149V23H150V22H149V23H148L149 25L147 24L149 27H150V25H153V24L156 25V24H157V27L159 28V26H160V25L158 26L159 22L155 23L156 20H155L153 17L151 18ZM168 15H169V13H168ZM168 15H166V17H167ZM3 16H4V15H3ZM6 16H5V17H6ZM139 16H137V20H136V21H137V24H138V22H139L138 19H140ZM159 16H160V15H159ZM159 16L156 15L157 18H158ZM187 16H188V15H187ZM38 17H41V18H38ZM109 17H111V19H110ZM164 17H165V14H163V16H162V15L160 16V18H164ZM169 17H170V15H169ZM72 18H74V19H73L74 21L71 23V25L68 26V28H66V27H67V26H66V22H67L68 20H72ZM106 18H107V19H106ZM129 18H130V17H129ZM143 18H141V21H140V22H142V21L144 20ZM157 18H156V19H157ZM38 19H41V20L38 21ZM108 19L112 20V22H113V20L115 19V20H114V23L116 22V26H115V24H113L112 22H109V23H111V25L106 24L108 21H110V20H108ZM131 19H130V20H131ZM133 19H136V15H135V17H134ZM133 19H132V20H133ZM142 19H143V20H142ZM150 19H151V20H150ZM152 19L155 20V21L153 20L154 23H153ZM158 19H159V18H158ZM158 19H157V20H158ZM165 19H166V18H165ZM165 19H161V20H162V21H161L162 24H164V21L167 20V19H166V20H165ZM170 19H171V18H169V20H170ZM243 19H244V18H243ZM47 20H46V21H47ZM132 20H131V22L129 21L130 24H131V23H136V21H133V22H132ZM148 20H149V21H148ZM163 20H164V21H163ZM105 21H106V22H105ZM158 21H160V20H158ZM42 22H43V23H42ZM68 22H69V21H68ZM140 22H139V23H140ZM168 22H169V21L167 20V23H168ZM219 22H220V21H219ZM127 23H128V22H127ZM145 23H144V25H145ZM220 23H221V22H220ZM67 24H68V23H67ZM69 24H70V23H69ZM128 24H129V23H128ZM128 24H127V25L125 24V28L128 26V28H129V30H130V27H131V26H129L130 24H129V25H128ZM165 24H166V22H165ZM213 24H214V23L212 22L210 25H213ZM106 25H107L108 27H110V29H108V27H104V26H106ZM138 25H139V24H138ZM173 25H174V24H173ZM175 25H174V30H175V28H176ZM205 25H207V24H205ZM214 25H216L215 27H217V21H216V24H214ZM114 26H115V27H114ZM145 26H146V25H145ZM148 26H147V27H148ZM161 26H163V25H161ZM161 26H160V27H161ZM166 26H167V25H166ZM248 26H249V25H248ZM135 27H136V26H135ZM140 27H141V28H140V35H142V37H143V33H144V32H147L148 29H147V27H144V28L147 29V30L144 31V30L142 29V28H143L142 23H140ZM152 27H153V28H151L152 30L149 29V31H148L149 33H150L151 31H154V32H152V34L154 35V33H157V37H158V35H161V34L164 35V36L167 35V34H164V32H166L165 29L168 28V27H166V28H164V26L161 27V28H163L162 31L164 30L163 33H161V32H162V31L160 30L161 28L159 29L160 31H158V29L156 30L155 26H152ZM205 27H206V26H205ZM105 28L107 29V33L105 32L106 34H105V35H102L103 30L106 31ZM111 28H112V29H111ZM125 28L123 27V29L126 31ZM136 28L139 30L138 27H136ZM213 28H214V27H213ZM141 29H142L143 31H141ZM169 29H170V28H169ZM121 30H122V29H121ZM124 30H123L122 32H125ZM166 30H167V29H166ZM14 31H16L15 33H17V35H19L17 40L15 39L17 35L14 34ZM155 31H156V32H155ZM157 31H158V32H157ZM170 31H171V30H170ZM176 31H177V32H176ZM176 31L173 32V34H175V35H173L174 37H173V38H170L171 41H172V40H174V42L176 41L175 43H173V41H172L173 45H175V46H177V45L180 43V40H181V38H179V39H180V40L178 39L179 43H177L178 41H177V39H176V36H177V34L180 35V33H178V32H180V30L178 29V30H176ZM122 32H120V33H122ZM138 32H139V31H138ZM167 32H168V31H167ZM167 32H166V33H167ZM171 32H172V31H171ZM171 32H170V33H171ZM181 32H182V31H181ZM117 33H118V32H117ZM141 33H142V34H141ZM149 33H148V34H149ZM160 33H161V34H160ZM170 33H168L169 36H170ZM131 34H132V33H131ZM131 34H130V35H131ZM144 34H145L144 36H148V34H146V33H144ZM150 34H151V33H150ZM101 35H102V36H101ZM106 35H107V36H106ZM124 35L121 36L122 38L119 37L120 35L117 36V39H118V37H119V39H123V38H124ZM14 36H15V38H14ZM103 36H104V37H105V36L108 37L107 39H106V37H105V40H107L106 43H105V41H101V39H103V38H100V37H103ZM131 36H133V35H131ZM149 36H151V35H149ZM154 36H155V38H156V35H154ZM167 36H168V35H167ZM165 37H166V36H165ZM171 37H172V35H171ZM178 37H181V36H178ZM109 38H110V40H112V41H114V42H111V41L109 40ZM112 38H113V39H112ZM125 38H124V40H126ZM155 38L153 39V41H154L155 45L157 46V44L161 43V42H160L161 40L159 41V39H158V41H159V42H158ZM160 38H161V37H160ZM174 38H175L176 40H175ZM13 39H15L14 42H13ZM135 39H136V38H135ZM135 39H134L135 45H138V44H136L137 41H135ZM142 39H144V38H142ZM161 39H162L163 42H164V39H165V38H161ZM103 40H104V39H103ZM165 40H166V39H165ZM211 40H212V39H211ZM119 41H120V40H119ZM181 41H182V40H181ZM99 42H100V43H99ZM101 42H104V43H101ZM109 42H110V43H109ZM120 42H122V41H120ZM134 42H133V43H134ZM156 42H157V44H156ZM163 42H162V43H163ZM165 42H166V41H165ZM165 42L163 43L164 45H165V44H169V45L164 46V45H162V43H161V45L159 44V46H158V47L161 46V48L164 46L165 51H162L160 48L158 49V47H157V49H158L159 51H160V50L162 51V52H159V53H158V55L160 54V55H159L160 57L157 55L159 58H157L156 56H154V57H153L154 59L151 58L153 61H152L150 58H147V60L149 59V60H148V61H149V64H147L148 61L145 60V58H144L143 60H144V63H145V64H142V65H141V64L139 63V65L142 66L141 70H143V65H146V66H147V65L154 66V64H152L151 61H152L153 63H155V66L159 63V64H158L159 66H158V65H157V66H158L159 68L162 67V65L160 66V64L162 63V62H161V60H162V59H161V56H162V58H163V55H164L163 52H166V53L168 52V49H166V47L169 48V47H171V44H172V43L169 42V41H167V43H165ZM107 43H108V48H106L107 46H105V45H107ZM111 43H113V45H115L114 43H116L115 48H117V49H115V48H114L115 50L112 49L113 46L110 48ZM133 43H131V44H133ZM137 43H138V42H137ZM170 43H171V44H170ZM176 43H177V45H176ZM181 43H182V42H181ZM98 44H99V45H98ZM119 44H120V43H119ZM210 44H211V43H210ZM213 44H214V43H213ZM102 45H104L105 47H104V46L102 47ZM117 45H118V46H117ZM135 45H133V46H131V47L134 48ZM173 45H172V48H171V50H170V51H171L170 53H171L172 56H173L174 54H175V55L171 58L170 53H169V57L171 58V59H170V58L168 57V54H167L166 57H168L171 61L169 60L170 63H168V61H167L168 58H167V59H166L167 62H166V61H165V62L168 64V66H167L166 63L164 64V65H165L164 69L167 68L168 71H167L166 69H165V70H164V69H156V68H158L157 66H156V67H155V66L152 67V68L154 69V70L152 71V70H151L152 68L149 69L151 66H150V67L148 66V68L144 66L145 69H146V68L148 69V70L146 71V73H147V75H146L145 72H143V71L141 72V70H138V72L140 71L139 74L141 73V74H140L141 76H137V78H140V82H141V83L139 82V84H140L141 86L138 85V82H137L138 79L136 78V76H133V75H135V74L132 75L133 77H135V79H133V78H131V73L127 71L128 69H129V71H131V67H132V66H133V69L135 68L134 66L137 67L136 69H134V70L136 71V73H137V69H139L138 66L136 65L137 63L134 61L135 59L133 60V57H132L133 53H132V55H131V53H130L131 58H132L133 61L130 62V61H131V59H129L130 57H129V58L126 57V58H128V59L130 60V61H129V60L127 59V60H128V63H127V61H125L127 64H129V62H130V64L132 65L131 67H127V66H125V69H124L126 72H128V73L130 74V77H129L128 75H123V74H122L123 72H124V74H128V73H126V72L123 70L124 67L122 68V66H124V65L126 64V63H123L124 61L122 62L124 65H122V64L120 65V64H119V66H121V69H119V71H121V72L123 71V72L121 73V72H119L118 70L115 69V72H116L117 74H116V73H112V75L115 74L114 76H116V75L119 76L120 74H118V73H121L120 76L123 75L124 82H126V81H125L126 79L124 78L125 76L129 77V78L131 79V82H132V79L136 81L134 91H132V92H131L132 89L130 90V92H128V91H129V86H128V88L125 86L126 84H128V85L130 84L129 79H128L127 77H126V78L128 79V82H126L125 84H122V83H124L122 78H121V79H122V83H121V80L118 79V78L120 77V76H119L117 79H114L115 81L118 80V81H117V82H118V83H117L118 85H115V84H113V85L117 86L116 88H118V86H119V88H118L119 90H120V89H122V90H124V89H128V91H126V92H128V93H127L126 95H124V98H123L122 100L125 101V102H127V103H129V102L131 103V105L128 104V108H129L130 110H129V109H127V110H129V111L132 112V115H131V116H132V119L137 117V119L134 121V122H137V127H136L135 124L133 125V124L131 123V122H132V119L130 118V115H126V114L124 113V112H125V109H123V108H124V107H123L124 103H123V101L120 99V96H123L121 90L119 91L118 89L114 88L116 91H117V90L119 91V92L114 91L116 94H118L117 96H119L120 94H122V95H120V96L118 97V99H119L120 101L115 97V99H114V103H113V101L111 102V100H113V99H109V98H110L109 95H111L112 91L108 88L107 85H105V86H107L106 88H108V90H110V93H109L108 98H107V100H106V99H104V98H105L104 96L107 95L106 93L109 92V91H107V92L105 91L106 93L104 92L105 95H103L101 99L104 100V103H106V102L108 101V102H110V103H113V105H115V106H117V107H119V106H120V107H123V108H122V109H123L122 111H124V112H122L120 108H119L120 110H119L117 107H115V108H117L118 110L115 109L114 106H112V104H109V103H108L111 107H110L109 105H107V103L105 104V105L109 106V107L105 106V108L107 107V109H108V108H111V109H112V107H113V108L116 110L117 114H115V111H114V114L117 116V117H116L117 119H120V118L123 119L124 117H125V118L128 117L127 120H126L125 118H124V119H125L127 122H130V123L132 124V126H134L133 128H131L132 126H130L129 123H127L126 121L123 120L125 123H127L126 126H125V127H127V128H126V129H124L125 127L122 128L123 130L126 131V132H124V134H129V135H130V132H129V131H133V132L136 134V132H137V131L135 132V130H137L136 128H138L139 126L142 128V129L140 128V129H141V132H139V133L137 132L138 135H137V134H136V135H133L134 133L131 132V134H132V133H133V134L130 135V136H134V137H129L128 135H124V136H122L123 134L120 135L119 132H115V133H119L120 136H119V135H118V136H119L120 138H121V137L125 138V137L127 136V137L125 138L126 140H127V139H128V140H129V139L132 140V138H134V139H133V141H134V145H133V147H128V150H127V151L130 152V150H131V153H134V152H133L134 150H132V149H136L137 147L135 148L134 146H137V145H138V147H140V148L143 147V148H141V150H140V148H139V149L137 148L135 151L138 150L139 153H137L138 151L135 152V153H137V154L140 155V152L142 151V152H144V155H146V152H147V151H145V149H146V148H147V149L149 148V146H148L147 144L150 143V142H147V144H146V142H144V143H145V144H144L143 141H142V142L140 141V142L142 143V145H143V146H142V145H139L140 142L138 143L137 141H139V140H145V141H146V139H148V138H146V139H143V138H144V135H147L148 130H149V132H150V131H152V132L154 131V132H155V129H156V130H157L156 132H158V133H152V134H157V136L160 135V134H164L163 136L160 135L161 139L165 140L164 138H167V141L170 142V143L172 142V141H170L171 139H172V140L174 139V140L176 141V143H177V142H179L180 140H182V139L184 138V139H183L184 141H180V142H181V144H182V147H183V145H185V146H184L182 149L179 148V146L177 147L178 149L176 148V151L179 152V154H180V155H179V154L176 152V153H177V156H176V157H178V158H176V161H177V162L179 161L180 163L178 162V164H177V162H176L175 165H174V167L176 166V164H177V166H179V164H181L182 166H184V165L186 164V166H185V167H182V168L186 170V168H188L187 166H189L190 170H192L191 167H194V165H195L196 163H197V165H198V163H199V164H201V166H202V163H203L202 161H204V159L206 160V158L204 157L203 153H201V154L199 153L200 156L202 155L200 158H202V157H204V158H202V160H201V159L198 157L199 155H196V159L199 158V159H200V162H198L199 159H198L197 161L195 160V152L197 151V150L195 151V146H194L195 144H192V145L194 146V147H193V146L191 145V141H188V144L186 143V142H187V140L185 139V138H186V136H185L186 133H185L184 129H181V128L179 127L180 124H181V122H179V120H180L179 118H180V117L177 118L178 121L176 120V116L178 117L179 113H178V115H175V117L170 116L169 114H167V113H168V112H166V111H167V108H168V109H171V108H170L169 106H167V107L165 106V107H164V105H163L164 103H163V101H162V91H161V90H162V87L167 86V85H168V86L171 85V84H168V83L171 82V80L169 81V79L171 78V76H173V74L178 73V71H180V70H178L177 68L180 67L181 64H183L182 62H185V63H186V60H187V59L185 58V60L183 61V58H182L183 55H181V56H180V58H181V60H182V62H180L181 64L179 63L180 60L177 62L176 56H177V58H178V55H179L178 53H180V51H177L178 53H177V55H176L175 51L172 50V49H173ZM95 46H96V47H95ZM99 46H101L102 49H101V47H99ZM168 46H169V47H168ZM94 47H95V48H94ZM118 47H119L120 49H119ZM124 47H125V48H124ZM177 47H178V46H177ZM128 48H129V47H128ZM133 48H131V49H133ZM174 48H175L174 50L178 49V48H176V47H174ZM92 49H91V50H92ZM108 49H111V50H108ZM129 49H130V48H129ZM135 49H136V48H135ZM135 49H134V50H135ZM162 49H163V48H162ZM164 49H163V50H164ZM97 50H98V51H97ZM101 50H102V51H101ZM116 50L120 53V54L118 53V56H122V54H125V55H123V57H120V58L118 57V58H117V55H116L117 52H116ZM89 51H90V50H89ZM89 51H88V52H89ZM120 51H121V52H120ZM114 52H116V53H114ZM123 52H124V53H123ZM259 52H260V51H259ZM75 53H74V55H75ZM86 53H87V52H86ZM162 53H163V54H162ZM173 53H174V54H173ZM260 53H263V55H264V52H263V51H261ZM82 54H84V53H82ZM95 54H96V53H95ZM101 54H102V53H101ZM106 54H107V56H105ZM113 54H114L115 56H113ZM127 54L129 55V53H127ZM161 54H162V55H161ZM180 54H181V53H180ZM80 55H81V54H80ZM84 55H85V54H84ZM258 55H259V54H258ZM258 55H257V56H258ZM263 55L261 54V55H259V56L261 57V56H263ZM126 56H127V55H126ZM68 57H70V56H68ZM99 57H100V58H99ZM111 57H112V58H111ZM134 57L136 58V56H134ZM137 57H138V55H137ZM155 57H156V58H155ZM193 57H194V56H193ZM260 57H259V59H260ZM64 58H65V57H64ZM86 58L83 59V61L86 60ZM91 58H92V56H91ZM101 58H102V59H101ZM138 58H141V57H138ZM174 58H175V60H174ZM180 58H179V59H180ZM263 58H264V57L261 58V62H262V64H263V61H262ZM92 59H93V58H92ZM156 59H159V61H158V60L156 61ZM124 60H125V58H124ZM139 60L142 61V59H138V62H139ZM154 60H155V61H154ZM172 60H174V61H172ZM190 60H191V59H190ZM190 60L188 59L187 62H189ZM106 61H107V60H106ZM106 61H105V62H106ZM136 61H137V60H136ZM240 61H241V60H240ZM256 61H258V58L256 59ZM102 62H103V61H102ZM105 62L103 63L104 65L107 64V62H106V63H105ZM142 62H143V61H142ZM93 63H94V64H93ZM109 63H108V64H109ZM116 63H115V64H116ZM135 63H136V64H135ZM189 63H191V61H190ZM258 63H260V62H258ZM90 64H91V65H90ZM110 64H109V65H110ZM115 64H114L113 66L116 67ZM127 64H126V65H127ZM133 64H134V65H133ZM47 65H48V64H47ZM88 65H89V66H88ZM95 65H96V66H95ZM101 65H102V64H101ZM109 65H108V67H110L111 70H109V68L106 67L107 65H106L105 67H106L107 71H111V72H112V69H113L112 67H113V66L111 67V66H109ZM111 65H112V64H111ZM169 65H170V66H169ZM183 65H184V64H183ZM212 65H214L213 62H212ZM212 65H211V67H212ZM215 65H217V64H215ZM215 65H214V66H215ZM49 66H50V65H49ZM83 66L85 67V65H83ZM129 66H130V65H129ZM141 66H140V67H141ZM263 66H264V64H263ZM46 67H47V66H46ZM115 67H114V68H115ZM117 67H118V66H117ZM117 67H116V68H117ZM216 67H218V65H217ZM219 67H220V66H219ZM261 67H262V66H261ZM42 68H43V67H42ZM89 68H90V67H89ZM118 68H120V67H118ZM127 68H128V69H127ZM162 68H163V67H162ZM212 68H213V67H212ZM262 68H263V67H262ZM126 69H127V70H126ZM133 69H132V70H133ZM145 69H144V70H145ZM169 69H170L172 72H170ZM183 69H186V68H183ZM183 69H181V70H183ZM187 69H188V68H187ZM187 69H186V70H187ZM214 69H215L216 71H215ZM219 69H220V68H218V70H219ZM149 70H150L151 72H149ZM155 70H156V71H155ZM177 70H178V71H177ZM188 70H189V69H188ZM212 70H214L213 73H216V72H217L218 74H221V73H222V72L219 73V71H218L217 68H215V67H214ZM24 71H25V72L27 71L26 74H28V78H26L25 81H24V83H25V85H24V86H25V87H24V88H25V89H24V93H25L24 96H25V97L23 96V97H24V99H23V98H22V95H21V90L23 89V88H22L23 85H22V83H20L19 80H20L21 78H22V79H21L22 81L24 80V79H23V76L20 77V74H21L22 72H24ZM93 71H94V70H93ZM95 71H96V70H95ZM113 71H114V69H113ZM117 71H118V72H117ZM133 72H134V71H133ZM169 72L172 73V75L169 74ZM182 72H183V71H182ZM238 72H239V71H237L236 74H238ZM142 73H144V74H142ZM217 73H216V74H217ZM241 73H242V72H240V74H241ZM24 74H25V73H24ZM24 74H23V75H24ZM137 74H138V73H137ZM179 74H180V72H179ZM236 74H235V77H236ZM240 74H239V76H240ZM242 74H243V73H242ZM21 75H22V74H21ZM142 75L144 76L143 78L146 77L147 80H149V81L146 80V81H145L146 83H144V82H143L144 79H141ZM212 75H213V74H212ZM25 76H26V75H25ZM37 76H38V74H37ZM175 76L178 77L179 75H178V76L175 75ZM175 76H173V77L171 78V79H172V83H174V80L176 79V78L174 79ZM239 76H237V77H239ZM242 76H243V75H242ZM251 76H252V75H251ZM253 76H254V75H253ZM18 77H20V79H18ZM38 77H39V76H38ZM245 77H246V76H245ZM245 77H243V79H242L243 81L241 82V83H243V84H244V79H245ZM146 78H145V79H146ZM148 78H149V79H148ZM136 79H137V80H136ZM173 79H174V80H173ZM246 79H247V78H246ZM261 79H262V77H261ZM36 80H37V79H36ZM114 80H111V82H113ZM258 80H259V79H258ZM22 81H21V82H22ZM168 81H169V82H168ZM176 81H177V79H176ZM189 81H190V80H189ZM245 81H246V80H245ZM259 81H261V80H259ZM262 81H263V80H262ZM119 82H120V85H121V84L123 85V86L121 85L122 87H126V88H122V87L119 85ZM142 82H143V83H142ZM148 82L150 83V86L147 85ZM157 82H158V83H157ZM166 82H168V83H166ZM246 82H247V81H246ZM252 82H253V80H252ZM149 83H148V84H149ZM156 83H157V84H156ZM164 83H166L167 85H164ZM178 83H179V82H178ZM214 83H215V81H214ZM233 83H234V82H233ZM259 83H260V82H259ZM107 84H108V83H107ZM111 84H112V83H111ZM136 84H137V85H136ZM175 84H176V82H175ZM175 84H173V85H175ZM251 84H252V83H251ZM262 84H263V83H262ZM262 84H261V85H262ZM20 85H22V86H20ZM109 85H110V83H109ZM130 85H131L130 88H132V86L134 87V84H133V83L130 84ZM173 85H171V88H172V89H173V87H174ZM263 85H264V84H263ZM263 85H262V86H263ZM110 86H111V85H110ZM137 86H138V89H140V91H139L138 89L136 90ZM172 86H173V87H172ZM231 86H232V85H231ZM237 86H239V85H237ZM243 86H244V85H243ZM249 86H251V85H249ZM112 87H114V86H112ZM112 87H111V89H112ZM175 87H176V86H175ZM177 87H178V88H174V90H173L175 93L177 92V89H179V86H177ZM234 87H235V86H234ZM244 87H245V86H244ZM263 87H264V86H263ZM104 88H105V87H103V89H104ZM106 88H105V89H106ZM160 88H161V89H160ZM231 88H232V87H231ZM248 88H249V87H248ZM114 89H113V90H114ZM166 89H168V88H166ZM235 89H236V88H235ZM175 90H176V91H175ZM243 90H244V89H243ZM103 91H104V90H103ZM135 91H136V92H135ZM137 91H138V92H137ZM120 92H121V93H120ZM178 92H179V90H178ZM178 92H177V93H178ZM245 92H246V90H245ZM245 92H244V93H245ZM119 93H120V94H119ZM124 93H125V91H124ZM177 93L175 94L176 97H177V95H180L179 93H178V94H177ZM237 93H238V92H237ZM262 93L264 94L263 91H262ZM262 93H261V94H262ZM22 94H23V92H22ZM112 94H113V93H112ZM237 95H238V94H237ZM36 96H37V95H36ZM113 96H116V95H113ZM245 96H246V95H245ZM247 96H248V95H247ZM263 96H264V95H263ZM49 97H50V96H49ZM103 97H104V98H103ZM106 97H107V96H106ZM173 97H174V96H173ZM121 98H122V97H121ZM108 99H109V100H108ZM21 100H22V101L24 100V102H22ZM223 100H224V99H223ZM115 101H116V102H115ZM117 101H119V102H117ZM176 101L178 102V100H176ZM102 102H103V101H102ZM177 102H176V103H177ZM206 102H207V101H206ZM209 102H210V100H209ZM209 102H207V103H209ZM116 103H117V104H116ZM119 103H120V104L123 103V104L120 105ZM211 103H214V102L211 101ZM211 103H210L209 105L206 104V105L208 106V108L211 107V106H210V105H212ZM225 103H226V102H225ZM177 104H178V103H177ZM223 104H224V103H223ZM132 105H133L134 109H132L133 107H132V108L129 107V106H132ZM206 105H205L204 110H206V108H207ZM25 106H24L23 109H25ZM124 106H126V105H124ZM177 106H178V105H177ZM209 106H210V107H209ZM216 106H218V107H216ZM216 106H215V103H214V108H218V110H220V109H219V105L217 104ZM126 107H127V106H126ZM135 108H136L137 110H136ZM180 108H181V106H179V109H180ZM188 108H189V107H188ZM208 108H207V112H208V110H213V111H214V109H212V108H213V105H212L211 109H208ZM114 109H112V111H113ZM177 109H178V108H177ZM179 109H178V110H179ZM108 110H109V109H108ZM132 110H134V111H132ZM171 110H172L173 112H175V111H176V107L172 108ZM180 110H181V109H180ZM118 111H119V112H118ZM120 111H121V112H120ZM137 111H138V113H139V112L142 113L141 116H144V117H142L143 119L138 117V116H140V115L134 117V115H136V114H138V113H135V114H134L133 112H137ZM213 111H212V112H213ZM176 112H177V111H176ZM183 112H184V111H183ZM199 112H200V111H199ZM210 112H211V111H209V113H210ZM217 112H219V111H217ZM33 113H34V112H33ZM112 113H113V112H112ZM119 113H120V114H119ZM121 113H124L125 116L122 114V115L124 116V117H122V116H121ZM205 113H206V111H205ZM209 113H208V114H209ZM213 113L216 114V111H214ZM213 113H210V114L213 115ZM118 114H119V116H118ZM139 114H140V113H139ZM175 114H176V113H175ZM187 114H188V112H187ZM202 114H204V113H202ZM217 114H218V113H217ZM191 115H192V114H191ZM191 115H189V116H191ZM21 116H22V115H21ZM120 116H121V117H120ZM192 116H193V115H192ZM192 116H191V117H192ZM201 116H202V115H200V117L198 116V118H201L200 121L198 120V118H197L196 116H194V117L192 118L193 121H194V119H195V120L197 119V121H194V122L197 123V124L195 123L196 125L200 124V125H199L200 127H198V128H201V131L204 130L205 128L208 129V128L210 127V125H211L210 123H213V124H212V127H213V125H214L215 127H213V128H214V130H216L215 128H217V127H216L215 123H216V121H217V124H219V125H217V126H219L218 128H220V132H223V133H224L223 129L221 130V128H222V124H221V123H223V122H220V121H219L220 119L218 120V118H219L220 116L218 117V115H216V116L214 115L215 118H213V119H214V120L216 119V120L214 121V120L212 119L213 122L210 120V119L212 118L211 116H210L211 118L207 120L208 122H206V121L204 120V119H206L205 116H208L207 118H209V115H207V113L204 114V116H202V117H201ZM214 116H213V117H214ZM27 117H28V116H27ZM195 117H196V118H195ZM204 117H205V118H204ZM216 117H217V118H216ZM129 118H130V119H129ZM139 119H142V120L140 121ZM33 120H34V122H35V119H33ZM120 120H121V119H120ZM128 120H131V121H128ZM133 120H134V119H133ZM137 120H138V121H137ZM143 120H144V121H143ZM201 120H202V121H201ZM203 120H204V122H203ZM209 120H210L211 122H209ZM17 121H18V120H17ZM24 121H25V120H24ZM123 121H120L119 123H123ZM139 121H140L141 123H142V121H143V122H144L143 124H145V122L149 123V121H150L151 124H153L154 126H152L151 124H149V125H151L153 128L151 129V128H150L151 126H150L149 129L147 128V129H148V130H147V129H144V125H143V127H142L141 125H139ZM180 121H181V120H180ZM193 121H192V122H193ZM221 121H222V120H221ZM225 121H226V120H225ZM27 122H28V121H27ZM115 122H117V121H115ZM15 123L18 124V126H17ZM25 123H26V122H21V124H24V125H25ZM29 123H30V121H29ZM35 123H37V122H35ZM35 123H34V124H35ZM125 123H123V124H121V125H125ZM178 123H179V124H178ZM204 123H205L206 126L204 125ZM207 123H209V124H207ZM249 123L252 124L253 122H248V125L246 126L247 129H248V128L250 129V127H252V125L250 126ZM14 124H15V126H17V127H13ZM31 124H33V123H31ZM31 124H29V125H31ZM192 124H194V123H192ZM195 124H194V125H195ZM220 124H221V126H220ZM225 124H226V123H224V125H225ZM11 125H12V127L14 128V132L16 133V135H13V137H9V136H8L9 134L7 135L8 130H9L8 128H9ZM24 125H21L22 128H23ZM29 125L27 124V126H29ZM35 125H36V124H35ZM121 125H119V126H121ZM138 125H139V126H138ZM178 125H179V126H178ZM182 125H183V124H182ZM194 125H193V126H194ZM207 125H208V126H207ZM245 125H246V124H244V126H245ZM253 125H254V123H253ZM128 126H129L132 130H131ZM248 126H250V127H248ZM19 127H20V126H19ZM122 127H123V126H122ZM135 127H136V128H135ZM146 127H148V124H147V126H145V128H146ZM154 127H155V129H154ZM212 127H211V128H212ZM20 128H21V127H20ZM20 128H18V129H20ZM22 128H21V129H22ZM182 128H183V127H182ZM203 128H204V129H203ZM211 128H210V129H211ZM218 128H217V129H218ZM243 128H244V127H243ZM10 129H11V128H10ZM21 129H20V130H21ZM128 129H130V130H128ZM133 129H135V130H133ZM138 129H139V128H138ZM143 129H144V130H143ZM207 129L204 130V131L207 132V131L209 130V129H208V130H207ZM244 129H245V128H244ZM247 129H246V131H247ZM249 129H248V130H249ZM12 130H13V129H11V132H12ZM112 130H113V129H112ZM127 130H128V131H127ZM146 130H147V132H145ZM252 130H253V127H252ZM252 130H250V131L252 132ZM9 131H10V130H9ZM18 131H19V130H18ZM115 131H116V130H115ZM138 131H139V130H138ZM142 131H143V132H142ZM196 131H197V130H196ZM201 131L199 132V134H201V133L203 134L204 131H203V132H201ZM128 132H129V133H128ZM149 132H148V133H149ZM251 132H250V133H251ZM18 133H19V132H18ZM121 133H122V132H121ZM142 133H144L143 136L140 135V134H142ZM223 133H221V134H223ZM243 133L245 134V131H244ZM248 133H249V132H248ZM250 133H249V134H250ZM13 134H14V133H13ZM60 134H61V133H60ZM111 134H112V135H111ZM111 134H110L111 136H110L109 138L112 140V136H114V135H113V133H111ZM149 134L152 135L151 132H150ZM202 134H201V135H202ZM204 134H205V133H204ZM230 134H231V133H230ZM244 134H243V135H244ZM19 135H20V134H19ZM53 135H54V134H53ZM53 135H52L51 137L54 138ZM62 135H63V134H62ZM64 135H65V134H64ZM64 135H63V136H64ZM67 135H68V137L70 136L69 134H66V137H67ZM168 135H169V136H168ZM246 135L248 136L247 132H246ZM246 135H244L243 137H245ZM10 136H12V133H11ZM71 136H72V135H71ZM71 136H70V137H71ZM77 136H78V135H77ZM108 136H109V135H108ZM136 136H137V137H136ZM148 136H149V135H148ZM152 136H153V135H152ZM167 136L170 137V138L168 139ZM205 136H206V135H205ZM222 136H224V137L226 138V135H225V134L222 135ZM49 137H50V136H49ZM55 137H56V136H55ZM57 137L59 138V136H57ZM79 137H80V136H79ZM116 137H117V134H116V136L113 138V140H114ZM119 137H117V138H119ZM128 137H129V138H128ZM139 137H140V139H139ZM149 137H151V136H149ZM153 137H155V135H154ZM160 137H159V138H160ZM163 137H164V138H163ZM202 137H203V140H204V136H203V135H202ZM224 137L221 138V140H223ZM230 137H231V136H230ZM123 138H121V139H123ZM137 138H138L139 140L135 141ZM187 138H189V137H187ZM31 139H32V138H31ZM34 139H36V138H34ZM34 139H32V141H33ZM60 139H61V138H60ZM63 139H64V137H62V140H63ZM67 139H69V140H68V144H70L69 142H70L71 139H70V138H66V140H67ZM150 139H151V138H150ZM152 139H153V138H152ZM156 139L158 140V137H155V142H156L157 144H159V147L157 146V150H159L158 148H160V146H161L160 150H162V146H163V145H161V144H163V143L160 144V142H158L159 140L157 141ZM37 140L39 141L40 138L36 139L35 142H36ZM42 140L44 141V139H42ZM126 140H125V141L123 140V141L126 142V143H128L129 141H128V140L126 141ZM153 140H154V139H153ZM163 140H162V141H163ZM174 140H173V141H174ZM188 140H189V139H188ZM38 141L36 142V146H37L38 148H37V147H35V148H36V149H39V147H40V148L42 147L43 150L46 149V150H45V151H46L45 154H46V153L48 154V153L50 152V151H49V148H50V147L52 148V146H48V145H47L48 143H46L45 141H44L45 143H42L43 141H42L41 143L38 142ZM147 141H149V140H147ZM160 141H161V140H160ZM224 141H226V140H224ZM30 142H31V141H30ZM30 142H29V143H30ZM35 142H33L32 144L34 145ZM55 142H56V141H55ZM59 142H60V141H59ZM61 142H62V141H61ZM66 142H67V141H66ZM66 142H64V144L62 143V145H59V146H62L63 149H64V147H65V143H66ZM131 142H132V141H130V144H131ZM136 142L138 143L137 145H135ZM151 142H152V141H151ZM155 142H154V143H155ZM168 142L164 141V144L167 143V144H166V146H167V145L169 144ZM29 143H28V144H29ZM56 143H57V142H56ZM141 143H140V144H141ZM176 143H175V144H172V145H173V146H176ZM32 144L30 143V145H32ZM59 144H60V143H59ZM66 144H67V143H66ZM68 144L66 145V148H65V149H67V150H66V155H67V157L70 156L69 158H71V155H72V158H71L70 160H71V162L75 165V167H73L72 169H74L73 171H75V172L78 171V173H80V172H79L80 164L77 163V160H76L77 156L74 155L75 153L73 152V149L75 150L76 147L74 148V146H73L74 143L72 144V142H71V145H70V146H72V147H70ZM132 144H133V143H132ZM189 144H190V145H189ZM209 144H210V143H209ZM63 145H64V146H63ZM128 145H129V143H128ZM144 145H145V147H144ZM188 145H189V146H188ZM18 146H19V145H18ZM68 146H69V147H68ZM129 146H131V145H129ZM146 146H148V147H146ZM164 146H165V145H164ZM150 147H151V146H150ZM180 147H181V146H180ZM192 147H193L194 149H193ZM70 148H72V151H71ZM144 148H145V149H144ZM164 148H165V147H163V150H164ZM197 148H198V147H197ZM147 149H146V150H147ZM150 149H151V148H150ZM150 149H149V150H150ZM43 150L41 151V149H40L41 152H43ZM68 150H70V151H68ZM82 150H83V149H82ZM95 150H99V148H97V146H96ZM95 150H94V151H95ZM149 150H148V152L151 153V154H150L151 157L148 156L149 154H147L145 157H147V156H148V158L150 157L149 160H150L151 162H152V160H155V161H156L155 164H156L160 157H159V156H158L159 158L157 157L158 160H157V158L152 159V153H153V150H150V151H149ZM160 150H159V151H160ZM169 150H170V151H169L168 153L166 152L165 155H166V156H170V154H171L172 157H171V156H170L171 158H169V157L167 158V157H166V158H167V161H165L166 158L163 159V156L165 157V155H164V154L162 155V153H161V155H162V158H161V159H162V160H161V159H160V160L163 161V162H161V161L159 160L158 163H157L158 165H159V162H160V164H161V163H162V164L164 163L166 166H167V164H170V165L173 164V162L175 161V160H173V157H174V155H175L174 152H173V151H174V148L172 149V147H171ZM178 150H179V151H178ZM191 150H194V154H193V152H192ZM52 151H53V150H52ZM67 151H68L69 154H67ZM151 151H152V152H151ZM154 151H156V150L154 149ZM171 151H172L173 153H170ZM181 151H182V152H181ZM199 151L201 152L200 149H199ZM199 151H198V152H199ZM41 152H40V153H41ZM71 152H72V153H71ZM124 152L126 153V151H124ZM93 153H97V151H96V152H93ZM93 153H92V154H93ZM181 153H182V154H181ZM196 153H197V152H196ZM45 154H44V156L46 157ZM78 154H79V153H78ZM137 154H135V155L137 156ZM141 154H143V153H141ZM154 154H155V153H154ZM157 154H158V153H157ZM167 154H168V155H167ZM40 155L43 156L42 154H40ZM48 155H49V154H48ZM48 155H47V156H48ZM50 155H51V153H50ZM50 155H49V157H51ZM94 155H95V157H93V158H96V157L98 156L97 154H94ZM96 155H97V156H96ZM139 155H138V156H139ZM178 155H179V156H178ZM218 155H219V154H218ZM44 156L41 157V159H44V161L42 160V161L44 162V164L41 162V163L43 164V166H40V167H39V166H35L34 164H32V163L35 162V161L32 160L33 162H30V164L33 166V169H31V168L29 169V168H28L30 164H28V167H26V168L29 169V170L26 169V170H28V172H30V170H31V172L29 173V176H28V172L25 170V172H27V175L25 174L24 176H27V177L30 178V179L28 178L29 180H28L27 178L25 179V180H26V181H25V184H24L25 186L27 185L26 183H28V182L30 181V184H29V186L27 185L28 187H27L26 189H24L25 186L22 187V186H23L22 183H24V180H22V181H21V179H20L19 181L16 180V181H17L16 183L20 184L19 186L22 187V188L24 189V190L21 189V190H23L22 192H21V190H20L21 193H19V194L17 195V197H18L17 200H18V201H16V202H18V204L20 203L21 205L23 204V206H24L25 203L27 202L29 208L27 207V204L25 205V208L27 207L28 210L30 211V213H29L28 215H30L31 212L34 213V214H33L34 217L32 218V219H34V222H33V224H32V225H34V228H32V225H30V223H31V221H30L31 218H30V217H31V216H29V219H28V218H24V219H28V220L30 221V222H29L28 220H26V223H25V224H27V221H28L29 226H28V224H27V225L24 224V226H19V227H22L23 230H24V228H25V231H26L27 228H26L25 226H27V227H28L27 232H30L31 235L34 233L32 230L35 229V228H37V230H39V231H38L39 236H40V234H41V235L44 234L43 231H44V232H45V231H49L50 228L52 229V230L50 231V232H52V233H53V230H55V229H57V228L60 230V228L58 227V226H59V223H58V221H57V220H58V219H57L58 217H57V215H56V212H52V213H55V216L57 217V218H55V217L53 216L54 219H53V217H51L52 213H49V211L51 212L55 206H54V207L51 206V205H53V204L49 205V207H50V206L52 207V210L47 211L49 208H47V206L45 205L46 208L44 209V208H43L44 206H42V205H43L45 202H46V204H47V203H48V202H47L48 200L51 201V200H50V197L53 195L52 193H54L55 190L50 189V188H49V184L54 182V181L52 182L51 179H52V180H55V179L58 180L61 176H63V173H60V172H59V169L63 168V166H59V169H58V171H57V172L60 173V175H61V176H60V175L55 171L56 169H54V168H55V164H56V162L53 163L54 160H53V161L51 160L52 162H50V158H49V157H48V158L46 157L47 159H49V161H48L49 163H46L47 160L44 158ZM52 156H53V155H52ZM74 156H76V157L74 158ZM92 156H93V155H92ZM138 156H137V157H138ZM227 156L231 157L230 155L227 154V155L225 156V158H226ZM125 157H126V155H125ZM137 157H136V159H137L138 161L141 160L142 158H144V157H142V156H139L140 158L138 157V158H139V159H138ZM141 157H142V158H141ZM229 157H227V158H229ZM91 158H92V157H91ZM93 158L91 159V161H93ZM126 158H127V157H126ZM131 158H133V157H131ZM221 158H222V157H221ZM221 158H220V159H221ZM225 158H222L221 160H222V161H225V160H223V159H225ZM146 159H147V158H144L145 162H144V160H141V161H142V166H143V165H144V166H147V165H148V164L146 163ZM151 159H152V160H151ZM170 159H171V160H170ZM73 160L76 161V162H74ZM172 160H173V161H172ZM213 160H214V158H213ZM36 161H37V160H36ZM45 161H46V162H45ZM141 161H140V162H141ZM168 161H171L172 163H171V162L168 163ZM209 161H210V160H209ZM214 161H215V160H214ZM226 161L228 162V160H226ZM151 162H149V163H151ZM181 162H182V163H181ZM186 162H187L189 165H187ZM36 163H37V162H35V164H36ZM39 163H40V162H39ZM52 163L54 164L53 168L51 167V165H53ZM143 163H145V164H143ZM183 163H185V164H183ZM231 163H233V162H231ZM231 163H229V165H231ZM76 164H77L78 166H76ZM106 164H107V163H106ZM146 164H147V165H146ZM162 164L159 165V166L162 167ZM164 164H163V165H164ZM233 164L236 165V162H234ZM37 165H39V164H37ZM40 165H41V164H40ZM71 165H72V164H71ZM71 165H70V167H71ZM74 165H72V166H74ZM150 165H151V164H150ZM150 165H149V166H150ZM152 165H154V161H153V164H152ZM190 165H191V167H190ZM192 165H193V166H192ZM197 165H196V167H194V168H196V169H194V170H197V168L199 167V165H198V166H197ZM204 165H205V164H204ZM32 166H31V167H32ZM34 166H35L36 168H34ZM99 166H100V165H99ZM102 166H103V164H102ZM134 166H135V165H134ZM144 166H143V167H144ZM156 166H157V165H156ZM159 166H157V167H159ZM171 166H172V165H171ZM171 166H169V169H170ZM201 166L199 167L198 170L201 169ZM208 166H209V167H208ZM210 166H212V165H208V164H206V166H204L205 168H204V167H203V168H204V170H205L207 167L210 168ZM214 166H215V165H213L212 167H214ZM217 166H218V167H217ZM232 166H233V165H231V168H232ZM56 167H57V166H56ZM60 167H61V168H60ZM103 167H104V166H103ZM103 167H101V168H103ZM124 167H125V166H124ZM129 167H131V166H129ZM161 167H160V168H161ZM163 167H164V166H163ZM172 167H173V166H172ZM172 167H171V168H172ZM216 167H217V169H219V170L221 169V168L219 167L218 164H216ZM233 167H234V166H233ZM75 168L78 169V170H75ZM160 168H156V167H154L155 170L157 169V170H156L157 172L159 171ZM189 168L187 169L188 172H189ZM208 168H207V172H208V170H211V169H212V172H211V171H209V172L212 173V175H213V173H214V176L217 174L216 172H214V171H217V170H215V169H216L215 167H214V168H215L214 171H213V168H211V169H208ZM24 169H25V168H24ZM24 169H23V170H24ZM144 169H145V168H144ZM161 169H163V171H162V172H163L162 175L164 174L162 178L166 179L165 176H166V177H167V176H172V172H171L170 175H169V173L167 172V171H170L171 169H170V170H167V168H166V170H165L164 168H161ZM161 169H160V170H161ZM177 169H178V167H177ZM23 170H22V171H23ZM49 170H51V171H50V172H51L50 175H51V177H52V178L50 179L51 182H50L49 179H48L50 176H47V174H46V171L49 172ZM80 170H81V169H80ZM97 170H98V167H97ZM99 170H100V169H99ZM173 170H174V169H173ZM173 170H172V171H173ZM175 170H176V167H175ZM175 170H174V172L177 171V170H176V171H175ZM180 170H181V169H180V166H179L178 171H180ZM185 170H184V172H185ZM198 170L196 171L197 173L199 172ZM201 170H202V169H201ZM201 170H200V171H201ZM165 171H166V172H165ZM182 171H183V170H182ZM182 171H180V173H182ZM23 172H24V171H23ZM25 172H24V173H25ZM159 172H160V171H159ZM164 172H165V173H164ZM184 172H183V173H184ZM188 172H187V173H188ZM190 172H191V171H190ZM190 172H189V174L191 175V177L194 178V177L197 176V173H195L194 171H193V172L195 173V176L192 175L193 172H192V173H190ZM205 172H206V170H205ZM205 172H204V174L206 175V177L209 176V175L212 177L211 174L208 175L209 172H208V173H205ZM76 173H77V172H76ZM166 173H168V174L166 175ZM185 173H186V172H185ZM48 174H49V173H48ZM104 174H105V172H104ZM131 174H132V173H131ZM177 174H178V173H177ZM45 175H46V177H48L47 179L45 178ZM109 175H110V174H109ZM109 175H107V176L104 175V180H106V179H105V176H106L107 178H109V177H110ZM159 175H160V173H159ZM159 175H158V173H157L156 176L158 177ZM162 175H160L158 178H160ZM173 175H174V173H173ZM175 175H176V173H175ZM175 175H174V176H175ZM178 175H179V174H178ZM178 175L175 176V177H178ZM181 175H182V174H181ZM181 175H179V176H181ZM187 175H188V174H186V175H184V176H185V179L188 180V178H189L190 176H187ZM57 176H60V177L58 178ZM78 176L81 177L82 174H81V175L79 174ZM174 176H173V177H174ZM184 176H183V177H184ZM214 176L212 177L213 179H214ZM216 176H217V175H216ZM216 176H215V178H216ZM53 177H55V178H53ZM175 177H174V179L170 177V180H168V179H167V180H168V181H173V180L175 181V180L177 179V178L175 179ZM181 177H182V176H181ZM186 177H187V178H186ZM217 177H218V176H217ZM24 178H25V177H24ZM24 178H23V179H24ZM57 178H58V179H57ZM63 178H64V176L62 177V179H63ZM158 178H156V180H158ZM167 178H169V177H167ZM209 178H210V177H209ZM62 179L60 178V180L55 181V182H56V183L54 182L55 185H54V184H51V185L56 186V184L59 183ZM109 179H111V177H110ZM164 179H163V180H164ZM189 179H190V180H188L189 182H190L191 180H193L192 182H194V183L196 182V178H195V179L189 178ZM216 179H217V178H216ZM218 179H219V178H218ZM107 180H108V179H107ZM156 180H155V181H156ZM159 180L161 181L162 179H159ZM159 180H158V182H159ZM187 180H186V181H187ZM194 180H195V181H194ZM20 181H21V182H20ZM27 181H28V182H27ZM168 181H167V182H168ZM188 181H187V183L189 184ZM215 181H219V180H215ZM9 182H10V181H9ZM43 182H44V184L46 185V187H42L43 185L41 186V184H42ZM62 182H65V181L63 180V181H61L60 183H62ZM107 182H112V181L108 180ZM158 182L156 181V183H157L156 185H157V187H160V186H161L160 183L164 185V183L166 182V180H164L163 183H162V181H161V182L159 183L160 186L158 185ZM199 182H200V181H198V179H197V183H199ZM14 183H15V182H14ZM16 183H15L14 185H16ZM48 183H49V184H48ZM170 183H171V185L173 186L172 182H170ZM174 183H176V182H174ZM64 184H65V183H64ZM168 184H169V183H167V186H165V187H162V186H161V188L159 189V190H163V191H165L164 189H166L168 193H164L165 195H167V194H168V195L172 194V191L169 189V188H171V187H170V184H169V185H168ZM191 184H192V183H190V187H191V188H194V186L192 187ZM195 184H196V183H195ZM195 184H194V185H195ZM200 184H201V183H200ZM200 184H196V185H197V186H198V185L201 186ZM12 185H13V183L11 184V186H9L11 189H10L9 187H7V188H9V189H8L9 191L13 189V190H12V194H10V192H9V195H10V196H13L14 194H15V195L17 194L16 191L14 192V189H16L17 187L13 188L14 186H12ZM57 185H58V184H57ZM60 185H61V184H60ZM196 185H195V186H196ZM39 186H40V187H39ZM54 186H53V187H54ZM199 186H198V187H199ZM41 187L43 188V190H44V188H46V189H45L46 191L44 190L45 193L42 192L43 194H41V196H40V200L43 198V199L41 200L42 202L44 201V198H45V200L47 199L46 201H44V203H42V202H38L39 199L37 200V197H38L39 194L41 193V191H40V188H41ZM53 187H52V188H53ZM59 187H61V186H58L57 189H63V188H64V187H62V188H59ZM166 187H167V188H166ZM202 187H203V190L205 189L206 191H209V187H208V186H202ZM42 188H41V190H42ZM54 188H55V187H54ZM54 188H53V189H54ZM162 188H163V189H162ZM196 188H197V187H196ZM196 188H195L194 190H196ZM206 188H207V189H206ZM0 189H1V188H0ZM57 189H56V190H57ZM168 189H169V190H168ZM199 189H200V188H199ZM199 189H197V190H199ZM210 189H211V188H210ZM238 189H239V188H238ZM197 190H196V191H197ZM0 191H1V190H0ZM6 191H7V190H6ZM58 191H59V190H58ZM169 191H170L171 193H170ZM196 191H195V192H196ZM200 191H202V189H201ZM1 192H3V191H1ZM1 192H0V193H1ZM13 192H14V193H13ZM61 192H62V191H61ZM63 192H64V190H63ZM161 192H162V191H161ZM165 192H166V191H165ZM202 192L205 193V191H202ZM202 192H199V193L202 194ZM3 193H4V192H3ZM55 193H56V192H55ZM55 193H54V194H55ZM64 193H65V192H64ZM197 193H198V192H197ZM44 194H46V196H45ZM51 194H52V195H51ZM5 195H6V193H5ZM7 195H8V193H7ZM43 196H44V197H43ZM41 197H42V198H41ZM4 198H5V197H4ZM4 198H3V199H4ZM9 198H10V197H9ZM5 199H6V198H5ZM7 199H8V198H7ZM7 199L4 200V201L8 202ZM51 199H52V197H51ZM53 199H55L54 196H53ZM32 200H33L34 202H36L37 204H38V203H39V204L41 203L40 206H38L37 204H36V205H32V204H31V203L33 202ZM30 201H31V202H30ZM53 201H54V200H53ZM11 202H12V201H10V199H9V203H10V204L13 203V205H15V204H14L15 201H13L12 203H11ZM85 202L87 203V201H85ZM92 202H93V201H92ZM1 203H2V202L0 201V204H1ZM4 203H5V202H3L2 205H3ZM9 203H6V205L8 204L9 206H11ZM88 203H89V202H88ZM88 203H87V204L84 203L85 205H83V204L81 203V205H82L83 207L86 206V208H87V207H89V204H88ZM16 204H17V203H16ZM18 204H17V206H14V208L16 207V209H14L15 211H16L17 209H19V208H17V207H18ZM20 204H19V206H21ZM49 204H50V202H49ZM78 204H79V203H78ZM2 205H0V207H1V209L3 210V208H2L3 206H2ZM75 205H76V204H75ZM75 205H73L72 207H74ZM4 206H5V205H4ZM82 206H81V207H82ZM5 207H7V206H5ZM12 207H13V206H12ZM67 207H68V206H67ZM69 207H70V206H69ZM83 207H82V210H85V211H86V208L83 209ZM94 207L96 208V205H94L93 208H92V207H90V208L94 210ZM25 208H24V209H23V207L20 208V209H23V210H22L23 213H24ZM75 208H76V207H74L73 209H75ZM90 208H89V212H90V214H88V216L90 215V218H92L91 216H94V215H92V214H93L92 212H95V210H94V211H90V210H91ZM4 209L6 210V209H9V208L7 207V208H4ZM20 209H19V210H20ZM33 209H34V211H33ZM46 209H47V210H46ZM69 209H70V208H69ZM96 209H98V208H96ZM5 210H3V212H4ZM11 210H12V209H11ZM44 210H46V212H48V213L51 214V215H49L48 213H45ZM71 210H72V208H71ZM71 210H70V212H71ZM76 210H77V209H76ZM76 210H75V211H76ZM87 210H88V208H87ZM6 211H7V210H6ZM15 211H14V212H15ZM20 211H21V210H20ZM22 211H21V212H22ZM25 211H27V209H26ZM29 211H27V212H29ZM53 211H56V210L54 209ZM78 211H79V210H78ZM85 211H84V212H85ZM98 211H99V209H98ZM16 212H17V211H16ZM96 212H97V210H96ZM5 213H6V212H5ZM5 213H4V214H5ZM10 213H11V212H10ZM12 213H13V212H12ZM42 213H44L45 215H46V214L49 215V216H50V219L56 221V225L58 224V225H57V228L53 229V227H52L53 225H52V226L50 225L52 222H50V224H47L48 221H49V220H48V216H46L47 219H44V220H43V218L45 217V215H44V214L42 215ZM85 213H86V212H85ZM85 213L82 214L83 216L80 215L81 217H79V215L74 216V217H79V218H81V220H82V222H83V220H84L85 218H87V217H86L87 214L85 215ZM4 214H3V215H4ZM24 214H26V212H25ZM74 214H75V212H74ZM74 214H73V212H72V214H71L70 216L73 217ZM76 214H78V212H76ZM80 214H81V212H80ZM0 215H2V213H1ZM3 215H2V218H1V221H0V224H1V222H3L2 219L5 220V218L7 217V214H5L6 217H3ZM31 215H32V214H31ZM41 215H42V216H41ZM53 215H54V214H53ZM8 216H10V215L8 214ZM25 216H26V215H25ZM39 216H40V217H39ZM43 216H44V217H43ZM17 217H18V216H17ZM42 217H43V218H42ZM247 217H248V216H247ZM11 218H12V217H11ZM14 218H15V216H14ZM22 218H23V217H22ZM37 218H39V219L41 218L42 221H44V222L42 223V228H40L41 226L39 227V225H40L41 223H40L39 221H37ZM90 218H89V219H90ZM244 218H245V220L243 219V222H242L241 220H240L241 223L239 222V223L241 224V227H242V225L244 224V222L246 223V221H248V220H246V217H244ZM248 218L251 219V216L248 217ZM252 218L254 219V217H252ZM17 219H20V218L18 217ZM41 219H40V221H41ZM55 219H57V220H55ZM74 219H76V220L79 222V220H78L77 218H74ZM110 219L112 220V218H110ZM241 219H242V218H241ZM253 219H251V220H253ZM10 220H11V219H10ZM45 220H46V221L48 220L47 223H45V222H46ZM52 220H51V221H52ZM81 220H80V221H81ZM87 220H88V219H87ZM87 220L85 219V222H87ZM111 220H108V221L110 222ZM20 221H25V220H20ZM253 221H254V220H253ZM255 221H256V220H255ZM78 222L76 223V225L74 224L75 227H76L77 225L79 226L80 224H81L80 226H82V227H83V225H85V222H84L83 224H82L81 222H80V224H78ZM225 222H226V221H225ZM21 223H22V222H21ZM21 223H20L19 225H21ZM228 223H229V222H228ZM257 223L260 225V223H259L258 221H257ZM257 223H255V224H257ZM44 224H45V227H44ZM46 224L49 225V226H47ZM53 224H54V223H53ZM247 224H248V222H247ZM247 224H246V226H247ZM255 224H254V226H255ZM258 224H257V226H258ZM2 225H3V223L0 225V228H1ZM4 225H6V222L4 223ZM56 225L54 224V227H55ZM87 225H88V228L86 227ZM89 225H90V223L88 222V224L86 223V225H85L83 228L86 227L85 230H86V231H89V230H90V229H89V228H90ZM223 225H224V226H223ZM225 225L228 226L227 224H222V225H220V226L217 225L218 227L215 226V227H217V228L214 227L213 229H215V230L218 229V228L221 229L222 227H223V228L226 227ZM230 225H231V224H230ZM230 225H229V226H230ZM252 225H253V222H252ZM252 225H251L250 227H251V228H252V227L254 228V226H252ZM30 226H31V227H30ZM80 226H79V227H76L77 229L75 228V229L78 231L79 234L76 233V230H75V233L73 232L74 230L72 231V233H74L75 236H80L81 233H82V234H83V233H86L85 235H87V234H90V235H91V234H92V236H93V233H92V232H94V230H93L92 228H91V229H92L93 231L90 230L91 232L89 231V232L87 233L86 231H85V232L81 231V233H80L79 230H80V229L83 230L82 227L80 228ZM221 226H222V227H221ZM231 226H232V225H231ZM239 226H240V225H239ZM239 226H237V228H238ZM243 226H245V224H244ZM246 226H245V227H242V228H243V231L246 229V233H243V234H244V235L247 234L248 236H245V237L243 236V238H242V235L238 232V231H240V229H241L240 227H239V230L237 231V233H239V235H238V234L236 235V233H235L236 231H234V233H235V234H234L233 231H232L233 229H231V227H230L228 230H227V227H226V229H224V232H226V233H227V231H229L230 229H231V231H232V232L230 231L231 234L233 233V235L231 236V234L228 232V233L230 234V236H228V235H229V234H228V235L225 237L226 239L228 238V240H227L228 243H230L231 241L233 242V245H232L233 247H232L231 245H228V244L226 245V246L228 247L229 251H230V250L232 251L233 248H238V249H239V245L242 246V247L240 248V249L242 250V248L245 247L244 244H243L244 246L241 245L242 242L246 243L247 245H250V246L245 247V248H248V247H249L248 249H250L251 246H254V247H255V245H259V243H258V244L255 243V245H254V242L257 241V240L254 239V242H253V240L250 238V236L252 235L254 229L252 228L253 230H251V228H246ZM257 226H256V228H257ZM5 227H6V226H5ZM49 227H50V228H49ZM72 227H73L72 229H74V226H72ZM220 227H221V228H220ZM234 227H235V226H234ZM30 228H31L32 230H31ZM38 228H40V229H38ZM235 228H236V227H235ZM237 228H236V230H237ZM1 229L4 230L3 228H1ZM1 229H0V230H1ZM29 229H30V231H29ZM58 229H57V231L60 233V231H62V229H61L60 231H59ZM87 229H89V230H87ZM219 229L216 230V231H217V232H218V231L220 232ZM259 229H260V228H258V230H259ZM17 230H18V231L20 230L19 232H24V231L21 230V228H18ZM215 230H214V232L216 233ZM241 230H242V229H241ZM40 231H42L43 234H42ZM96 231H98V232H96ZM96 231H95V232L98 233V235L95 236V237H98L99 234H102V233H103V232L100 233L99 230H96ZM102 231H103V230H102ZM221 231H222V230H221ZM259 231H260V230H259ZM0 232H1V233H0V236H1V234H3L4 232H7V233H8L9 231H7V230L5 231V230H4V232H3V231H0ZM10 232H13V231H10ZM15 232H17V231H16V230L14 231V233H13L14 236L16 235ZM27 232L24 233L25 236H28L29 233L26 234ZM31 232H32V233H31ZM50 232H48V234H49ZM58 232L54 231V234L52 235L53 237L48 238L49 236H47V237H45V238H48L49 241H50L51 238H52V240H53V239H56V240H57L58 237L60 238V236H61L62 238L65 237V232H64V231H63L62 234H59V236L57 235ZM104 232H105V231H104ZM241 232H242V231H241ZM263 232H264V231H263ZM7 233H4L5 235L3 234V236L7 237V236H8ZM52 233H51V234H52ZM56 233H57V234H56ZM96 233H94V234H96ZM9 234H10V233H9ZM11 234H12V233H11ZM11 234H10V236H12ZM51 234H49V235H51ZM63 234H64V235H63ZM103 234H105V233H103ZM219 234H220V233H219ZM219 234H218V235H219ZM222 234H223V233L221 232L220 235L222 236ZM253 234H256V233H253ZM260 234L263 236L262 238L260 237V239H264V233L262 234V231H261ZM260 234L258 233V235H260ZM31 235H30V237H31ZM44 235H45V234H44ZM56 235H57V238H55ZM235 235H236V236H235ZM240 235H241V236H240ZM256 235H257V234H256ZM3 236H2V237H3ZM100 236H101V235H100ZM234 236H235V238H233ZM28 237H29V236H28ZM42 237H43V236H42ZM213 237H214V234H213ZM215 237H216V236H215ZM217 237H218V236H217ZM219 237H220V236H219ZM219 237L216 238L215 241L211 243V244L213 245L212 247H214L215 244H217V246L219 247V246H221V245L224 243L222 240H220L221 238L219 239ZM229 237H230V238H233L234 240H230V241H229ZM246 237H247V238H246ZM3 238H4V237H3ZM9 238H12V237H9ZM9 238H8V239H9ZM17 238H19V237L17 236ZM62 238H61V241H62ZM236 238H237V239H236ZM244 238L246 239V241L244 240ZM0 239H1V237H0ZM5 239H6V238H4L3 240L1 239V240H2L3 243L6 245L8 239H6L7 241H6ZM15 239H16V238H15ZM32 239H33V238L31 237V242H32V241H35L37 238L34 239V240H32ZM63 239H65V238H63ZM235 239L238 240L237 242H240V244L238 243V246H237V244L235 243V242H236ZM257 239H259V238L257 237ZM1 240H0V241H1ZM11 240H12L13 246H14V244H18L17 241L15 242L13 239H11ZM37 240H39V239H37ZM37 240H36V241H37ZM42 240H44V238H43V239H40L39 241H42ZM58 240H59V239H58ZM2 241H1V242H2ZM4 241H6V243H5ZM9 241H10V240H9ZM13 241H14V242H13ZM53 241H55V240H53ZM211 241H212V240H211ZM234 241H235V242H234ZM261 241H262V240H261ZM1 242H0V243H1ZM10 242H11V241H10ZM258 242H259V240H258ZM32 243H33V242H32ZM34 243H35V242H34ZM213 243H215V244H213ZM234 243H235V247H234ZM4 244H2V246L0 245V246H1V247H0V255H3V252H2L3 249H1V248H3V245H4ZM7 244H8V243H7ZM260 244H261V243H260ZM6 246H7V247H6ZM6 246H4V247H6V250H9V247H8L9 244L6 245ZM10 246H12V244H10ZM13 246H12V247H13ZM15 246H17V245H15ZM15 246H14V247H15ZM20 246H21V244H19V246H17V248H19ZM230 246L232 247L231 249L229 248ZM259 246H260V245H259ZM254 247H252V248L254 249ZM257 247H258V246H257ZM257 247H256V248H257ZM29 248H30V247H29ZM29 248H28V247H25V248H23L24 250L22 249V250H20V252L15 250V252L17 253V255H19V260L21 259L20 261H22V259H23V261H22L21 263L23 264V262H24V263L26 264L27 261H30V264H31V263H32V259H33V261H34L33 264H38V263L40 264V261H42L41 264H44L43 262H45L46 259H44L43 257H42V259H41V257H38L39 255H38V256H34V255H35V252H36V254H39V253H38V252L40 251L39 247H38L39 250L37 249V251H36V250L34 251V249H36L37 247L33 248V250H31V248H30V249H29ZM63 248H64V247H63ZM245 248H244V249H245ZM252 248H251V251H252ZM25 249H26L27 253L29 252L28 250H31V251H32V253L29 252L28 254H29V255H30V254H31V255L34 254V255H32L33 258H32V256H31V257H29V259H27L28 256H29L28 254H26V255H28L27 257H24V256H26V255H23V254L21 253V251L24 253V252H26ZM27 249H28V250H27ZM51 249H52V248H51ZM51 249H49V250H51ZM54 249H55V248H53L52 251H54ZM56 249H57V248H56ZM56 249H55V250H56ZM216 249H217V247H216ZM238 249H234L235 252H236V250H238ZM6 250H3V251L5 252ZM52 251H49V252H52ZM214 251H215V250H214ZM219 251H220V250L217 249V250L215 251L216 254H217ZM7 252H8V251H7ZM7 252H6V253H7ZM13 252H14V250H13L12 252L9 250V253H8V254H6V253H4V254H6V257H7L10 253H13ZM33 252H34V253H33ZM238 252H240V250H238ZM16 253H15L14 256H13V259H14L15 261L18 260V256L16 257ZM20 253H21V254H20ZM252 253H255V252L253 251ZM50 254H51V253H50ZM177 254H178V253H177ZM183 254H185V253H182V254H181V257L183 258V262H184L185 264H187V263H186L187 259L189 260V262H191L190 260L193 261V262H191V264H197V263H198V264H200V263H201V264H210V263H211V264H217V263L219 262V259H220L219 257H216V256H210V261H209V260H206L207 258L209 259V257H208L207 255H203V256H207V258L204 257V258H206V259L204 260V263H202V262L200 261V258H199L197 261H196V259H192V257H193V254H192V253H191L192 255L190 254L191 259L188 258L189 256H187V259H186V258H185L186 256L183 257ZM188 254H189V253H188ZM212 254H214V253H212ZM239 254H240V253H239ZM239 254H237L238 257H239ZM21 255H22L23 257L20 258ZM9 256H11V254H10ZM9 256H8V257H9ZM173 256H174V255H173ZM176 256L179 257L180 254H179V255H176ZM11 257H12V256H11ZM11 257H9L8 259L11 260V261L13 262L14 260H13ZM14 257H15V258H14ZM174 257H175V256H174ZM178 257H177V258H178ZM212 257H214V258L212 259ZM241 257H242V256H241ZM241 257H239V259H238L240 262H239L238 260H236V262H237V261L239 262V263L237 262L238 264H241V262H242V264H243L244 259H241V260H240ZM243 257H244V256H243ZM16 258H17V259H16ZM25 258H26V260H24ZM31 258H32V259H31ZM49 258H50V257H49ZM179 258H180V257H179ZM179 258L176 259L177 262H178V260H179V262H180V261H181L180 259H182V258H180V259H179ZM184 258H185V259H184ZM201 258H202V255H201ZM34 259H35V260H34ZM39 259H40V260H39ZM55 259H56V258H55ZM37 260H38L39 262H38ZM184 260H186V261H184ZM242 260H243V261H242ZM4 261H5V260H4ZM4 261L2 260V258H0V263H1V264H3ZM15 261H14V264H15ZM20 261L18 262V264L20 263ZM25 261H26V262H25ZM194 261H196L197 263H196V262L194 263ZM199 261H200V262H199ZM208 261H209V262H208ZM229 261H230V260H229ZM234 261H235V260H234ZM234 261L232 260L231 262L234 263V264H236V262H234ZM2 262H3V263H2ZM35 262H38V263H35ZM177 262H176V264H177ZM179 262H178V263H179ZM187 262H188V261H187ZM231 262H230L229 264H232ZM21 263H20V264H21ZM28 263H29V262H27V264H28ZM46 263L49 264L48 261H47ZM46 263H45V264H46ZM4 264H6V263H4ZM8 264H9V263H8ZM174 264H175V262H174ZM189 264H190V263H189ZM218 264H220V262H219ZM244 264H245V262H244Z\"/></svg>", "mask_w": 264, "mask_h": 264}]
</instances>
